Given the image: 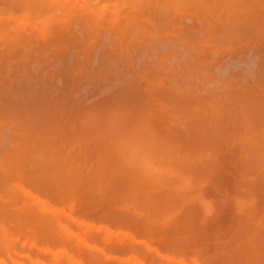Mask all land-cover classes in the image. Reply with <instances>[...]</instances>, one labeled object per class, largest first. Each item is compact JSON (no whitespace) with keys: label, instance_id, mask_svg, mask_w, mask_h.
Instances as JSON below:
<instances>
[{"label":"rangeland","instance_id":"1","mask_svg":"<svg viewBox=\"0 0 264 264\" xmlns=\"http://www.w3.org/2000/svg\"><path fill=\"white\" fill-rule=\"evenodd\" d=\"M10 1H13V0H0V91H1V93H0V112H1L0 118L3 116L6 117V118L0 119V165H2V166H0V175H1L0 178L1 179L4 178L3 181L0 179V200L3 203L4 202L7 203V201L11 202V200H13V202L15 200H18V201L14 202L13 204H6L5 205V203H4L3 205H0V207H2V206H3V208L8 207V209L10 207H13L14 209L16 208L17 210H20L19 211V213H20L21 211L27 210L26 208L29 207L30 204L34 203V204H36V205H34V207H32L33 208L32 209L33 214L36 210L34 217H36V213H40V216H41V215H44L46 213L45 211H48L51 214L50 217H49V214L45 215L46 217H49L48 219H50V220H51V218L55 219L54 217H56V218L60 217L61 218V216L63 218L65 217L64 220L67 218L66 219L67 222H70V223H67L66 220L65 221L62 220L61 222H65V224H67V226H68V224H71V223L76 224V221L74 220V216H76L75 218L77 220H79L80 222L75 227L77 228V226L81 225L82 230H84V231H86V229L88 228L90 236H89L88 231H86L87 232L86 233L87 238L85 239V241L83 239V242H86V243L88 241H89V243L92 242L90 244L87 243L91 246H89L87 244H82L83 243L82 239H81V242H79L80 238L79 237L76 238L75 233H71L72 231L70 229H72V228H70V229L67 228V229H69V230H67L66 228H64L65 225L63 226L64 223L58 222V227H60V228L63 227L65 230L63 232V233H65L63 235L64 237H62L63 233L62 234L60 233L61 234L60 236L63 239L66 238L65 239L66 241H67V239H72V241L69 240V242H72L73 244L75 242V244L77 243L79 246L81 245L79 249H78V247H79L78 245H77V248L74 246L75 244L73 246L76 249H78L77 251L80 250L79 253L82 257L85 255L83 257L84 259H85V257H87L86 254L88 253V257H91V258L87 257L88 260H92L93 257H96L98 255H100L101 257L102 256L104 257V255L107 254V255H110V257H111V258L109 257V263L108 264H111L110 261L112 262V260H113V262H112L113 264H126L122 260L123 257L125 256L124 253H125L126 248H127L126 251H129L130 249L131 250L133 249V247H134L133 245L139 244L138 246L136 245L137 247L136 246L134 247V249L136 248L138 250L139 249L141 250V251L137 250L138 252H146L147 251V254L150 253V255H151L152 252L155 253V250H156L160 253H163L166 255L168 254L170 256H172L174 254V256H172V257H175L176 255L180 254L179 256L183 255L184 260H187V258L189 259L188 256L191 257V255H192L195 257L196 261L199 258L198 262H200L201 264H204V263L205 264L206 263L207 264H209V263L210 264H222L223 259H225L227 262L231 261L234 264H243L242 261L245 263V261L247 262L248 258L249 259L251 258L250 260H252L250 262H247L248 264L260 263L258 260H257V262H255L256 259H254V257L256 258L258 255H260L259 252L260 253L262 252V251H259L262 248V247L259 248V244H262V242H264V240H262V241L258 240L261 243H258L256 241L251 242L252 238L254 237V236L251 237L252 236L251 234H253L254 231L252 229V232L249 234V232H245V230L249 231L251 226H252V228H254L253 225L257 229V227L259 226V225L257 226V221H258V219H260L262 217V215H264V211H263V209H264V199L263 198L264 197L262 198L260 196L264 193V186L263 187L261 186L262 184H264V182H263L264 180H262L263 183H261V179L256 177V175L254 173H256L258 175L257 171L253 172L254 175H252V173H251L252 170L249 168H247V170L244 169V171H243L242 168L245 167V165H243L245 163V160L243 158H242L243 160H241L240 158L242 157L241 154L245 155V153H243L242 151H239L238 152L239 154L237 155L236 151L239 147H240L239 148V150H240L241 145H243V143L246 144V142L248 140H250V143L248 141L247 145H250V144L254 145L253 142L255 143L257 140L259 141V139H261V141L264 142V139H263L264 138V133H263L264 132V123H263L264 117L262 119L263 121L260 120L261 117H258L264 111V108H262V106L259 105V104L264 105V103H262V102L259 103V101L264 100V79H263L264 76L261 75L259 77L258 75H256L254 73V72L258 71L257 69H259L260 63H258V62H260L261 60L264 59V57H263L264 56V0H257V1L252 0L251 2H248L249 0H243V1H247V2H243L241 0H239L240 2L238 0H224V1L221 0V2H219V1L214 0L215 4L217 2V4L215 6L212 3L213 0L212 1L211 0H205V1L199 0L200 2L201 1L205 2L206 5H207V3L208 4L210 3L211 5L213 4L212 8H214L215 10H213L211 8V5H209L207 9L205 8L207 6L202 7L204 5V3L202 6H199L201 4L200 3L198 4L197 0H190V2L193 1V3H192L193 5H190L191 3L189 4L186 2V0H183V3H185V2L187 3V4L186 3L183 4L184 7L182 6V4H179V3L178 4L182 7H180V6L175 7L177 5V1H176V5L174 4L175 0H172L174 3L171 0H169V1L164 0L166 2V4L163 0H101L102 2L100 1V3L96 0H94V1L93 0H83L84 3H86V6L82 0H74V1L73 0H70V1L69 0H65V1L63 0L64 3H62V0H56V1L51 0V2L54 1L53 5L51 4V2L49 3L50 0L46 1V2H48L47 4L44 2V0H42L43 2H41L39 5H30V7H29V5H27L29 9H31V6L34 7L33 11H32V9L31 10L26 9L25 7H23L25 10L24 9L22 10V5L26 6V4L25 5L20 4L21 2L19 3L18 0L17 1L14 0L13 1L14 4H13V2L11 3ZM87 1L91 2L92 6L94 5V7L96 5H99L102 3V5H99L101 7L100 8L101 10L97 6H96L97 10H95L94 7H92L89 3H87ZM103 1H105V2H103ZM158 1L160 2V4L158 3ZM233 1H234L235 5H237L236 6L237 9H236V7H233L234 5L232 6L233 8L231 7V3ZM92 2H95V3H92ZM168 2L169 3L171 2L173 5L167 4ZM178 2H182V0H178ZM222 2L223 3L229 2L228 6L226 5L224 7L225 3L223 4ZM241 2H243V3L240 4ZM55 3H56V7H60V9L55 7V5H54ZM194 3H195V5H194ZM245 3L247 6H245ZM8 4L9 5L13 4V5L9 6ZM18 4H20V5H18ZM60 4H62V5L60 6ZM196 4L200 8L197 7ZM221 4L223 7L220 6ZM161 5L164 6L163 7L164 11L162 10ZM41 6H43V7L41 8ZM62 6H64L63 9H62ZM218 6H220V7H218ZM230 7L232 8V10ZM253 7L255 8V10L257 9V12L254 11ZM165 8H168V10ZM240 8L241 9L244 8L243 11L238 10ZM258 8H260V9H258ZM26 10H28V12ZM55 10H57V11H55ZM252 10L254 13L251 12ZM261 11H262V13H261ZM26 12H27V14H26ZM236 12L238 15H236L235 19L236 20L240 19L239 17L241 16L240 22H243V21L245 22V20H247L245 22L246 25L244 24V22H243V24L240 23L239 20H237V24H233L234 23L233 22L234 16H235ZM241 12H242V14H241ZM258 12H260L261 14ZM223 13H226V14H223ZM251 13H252V15H250ZM257 13H258V15H257ZM66 14H68V16L72 15L69 18L67 17L69 20H67ZM165 14H166V16H165ZM230 14H232V15H230ZM225 15H228L229 17L225 16ZM243 15H244V17H243ZM249 15H250V17L254 16L253 20L255 17L258 18L257 19L258 21L257 20L253 21L249 17ZM7 16H8V18H6ZM225 17H226V19H225ZM227 17L231 18V20L228 19ZM248 17H249L250 21L253 23H251V24L247 23V22H250L248 20ZM20 18H21V21L19 20ZM71 18L73 20H71ZM245 18H247V19H245ZM64 19H66V20H64ZM165 19H166V21H165ZM84 20H86V21H84ZM6 21H7V23L9 22L10 24L9 23L7 24ZM16 21H18L17 24L14 23ZM64 21H67V22L64 23ZM230 22H232V23H230ZM36 23H37V27H36ZM4 24H7L8 26H5ZM33 24H34V26H33ZM232 24H233V26L230 27V25H232ZM247 24L248 25L250 24V25L248 26ZM256 24H257V26H256ZM238 25H240L241 27L239 26L237 28ZM251 25H253V26H251ZM224 26H228L230 29L228 27H224ZM86 27H88V28L86 29ZM71 28L73 30H71ZM248 28L249 29L252 28V29H250V32H247V31H249ZM255 28L257 30H255ZM58 29H60L59 32H58ZM83 29H84V31H83ZM236 29L237 30L239 29V31H241V32L236 31ZM63 30H65V31H63ZM242 30H245V31L242 32ZM39 31H43V33L46 35L43 34V36L40 37L42 35V33ZM189 31H191V32H189ZM14 32H15V34H18V35H15ZM24 32L26 34L23 35ZM82 32H84V33H82ZM97 32L99 33V35L98 34L96 35ZM31 34H32V36H31ZM39 34H40V36H39ZM190 35H191V37L192 36L194 37V40L190 37ZM24 36H25V38H24ZM38 36H39V38H38ZM95 36H97V38H95ZM89 37H91L92 39L94 37L93 40L95 42L92 41L91 38H89ZM21 39L23 41H21ZM85 39H86V41H85ZM165 41H167V42H165ZM91 43L93 44L92 46L90 45ZM109 50L111 51V53ZM23 51H25L27 53L26 54L24 52L25 55H27L26 57L24 55V57H25L24 60L22 58L23 57ZM18 54H19V56H18ZM20 55H22L21 58H20ZM105 57H106V59H105ZM69 61L72 63H69ZM66 62L69 65L68 66L66 64V66H68L69 68L66 67L65 65H63V63L65 64ZM102 62H105L107 64L104 65L105 63L102 64ZM108 65H110V66H108ZM103 66H106L107 70L105 69V67L103 68ZM28 67H29V70H28ZM65 67L68 68V71H66ZM75 67H77V69ZM18 68H20V69H18ZM30 69H31V71H30ZM63 69H65V70H63ZM65 72H68V74L67 73L66 74H67V76H70V78H71V79L69 78V80H68L69 83L67 81L68 77H66ZM258 72H256V73L260 74ZM25 73L27 75H29L27 80H25L27 78L26 77L27 75H25ZM22 75H23V77L25 76V79H23V77H21ZM30 75L31 76L34 75V76L31 77ZM38 75H40V76H38ZM62 75H64L65 77ZM16 76H18L19 79H17ZM42 76H43V78H42ZM16 80L23 82V83L17 82ZM24 80L27 82H25ZM48 80L50 81L49 84L47 83ZM254 80H256V81H254ZM29 81H31V82H29ZM133 81H134V83H133ZM257 81H259V82H257ZM65 82L68 83L69 85H67ZM127 83H129V85ZM66 85H67V88H69V89L65 88ZM130 85H132V86H130ZM133 85H135V86H133ZM54 86L56 88H54ZM28 87L31 88V89L29 88L31 91L28 89ZM234 87H235V89H233ZM10 88H12L14 90H12ZM51 88H53V89H51ZM53 90H54V92H52ZM67 90H69V91H67ZM232 90H235V91H233V93H235V94L230 92ZM243 90H244V92H243ZM2 91H3V93H2ZM10 91H11V93H15V91H16V93L18 92V95H21L19 93L20 91H22V92L24 91L23 95L25 97L20 96V99L24 100L22 102H25V106H24V103H22V102L20 103L17 100H14V101H17V102H14L13 98L16 97L15 99H17L18 95L15 96V94H16L15 93V94H12V96L14 95V97H12ZM27 91L31 92V94H29ZM239 91H240V93L242 92L241 94L246 93L245 91H247V93L245 95H247L248 92L250 91L249 92L250 94H248V95L254 96V98H252L253 96L251 97L255 101L254 106L255 107L257 106L256 108H254V109H256L254 112L256 113V111H257V113H259V115L252 116L254 121H256L255 123H253V125H250L249 120L247 119V117H244V114L241 115V113H243V111H242L243 107L240 104L241 102L239 101V99L234 98V100L233 99L229 100V99L233 98L236 94H238ZM25 92H27V94L30 95L31 99L33 98V97H31L32 94H33L32 96H34L36 94L35 96L38 99V101L40 98H42L40 101H42L44 99L43 102H45V103L42 102L41 103L42 105L39 103V105H41V106L40 107L38 106L39 108H42V109H39L37 107L38 102H37V99L36 100L34 99L35 97L33 98L32 103L34 104V102L36 101L37 103H35V104H37V105L35 106V104H34V107H33L31 102H29V103H31V104H29L28 99H30V98H28L29 96L27 97ZM43 93L46 95H44ZM48 93H49V95H47ZM210 93H211V95H210ZM226 93H228V95ZM240 93L236 96L241 97ZM6 94H7V96H6ZM53 94H54V97H52ZM207 94H209V95H207ZM230 94H232L234 96H232V95L229 96ZM120 95H121V97H120ZM123 95H124V97H123ZM179 95H180V97H179ZM59 96L61 98H58ZM164 96H165V98H164ZM169 96L174 97V98H172L173 101H172L171 97H169ZM250 96H248V97H250ZM63 97H65V99ZM210 97H211V99H210ZM213 97H214V100H215V98H219L218 100H220L221 102H219L217 100L216 103H214V101L212 99ZM243 97H244V95L242 96V98ZM25 98H26V100H25ZM48 98H49V100L51 99V101H49ZM31 99H30V101H31ZM45 99H46V101H45ZM60 99L62 100V102L64 100L65 103L62 105L60 103H58V101L60 102ZM149 99H151V100H149ZM9 100H11V102H8ZM55 100L57 101V103L55 105H53V102ZM211 100H212V103L210 104ZM228 100L231 101V103L234 101L236 103L237 107L234 105L235 104L234 102H233L234 104L233 103L231 104ZM256 100H257V104L259 103L258 105L255 104ZM237 101H238V103H237ZM12 102H14V103H12ZM46 102L47 103L50 102V104H49L50 106L47 105ZM180 102H181V104L185 103V105L182 104V106H186L187 105L186 103H188L187 106L189 108V111H188L187 106L184 107V109H187V110L184 111L183 109H181L183 107L182 106L179 107ZM202 102H203V104H202ZM217 102L219 105L217 104ZM7 103H9V104H7ZM205 103H206V105H205ZM189 104H190V106H189ZM237 104L240 105V108L242 107V110L240 108L238 109L239 105H237ZM11 105H13V106H11ZM29 105H31V107H29L30 109L34 108V111L39 110L37 112L39 114H37L35 112L36 117L34 116V114H32V113H34L33 109H31L33 112H31L30 109H27V107ZM43 105H45V106H43ZM14 106H15V108H14ZM18 106H19V109L21 112L19 111V109H17ZM22 106H24V109L21 108ZM62 106H64V107H62ZM215 106H217V108H215V110H214ZM8 107H10V108H8ZM53 107L55 109H53ZM148 107H150V108H148ZM191 107H193V108H191ZM44 108H46V109H44ZM65 108H67V109L65 110ZM7 109H9V110H7ZM10 109L12 112L10 111ZM49 109L52 111H50ZM190 109H194V110L191 112ZM16 110H18V111L15 112ZM202 110L205 112H203ZM259 110H261V113ZM24 111L26 113H27V111H29L28 112L29 114L27 113L25 115ZM57 111L58 112L61 111V112L58 113ZM214 111L216 114L214 113ZM46 112H48L50 114L47 115L48 113L46 114ZM186 112H188V113H186ZM190 112H191V114L194 112L193 115H190ZM238 112H240V113H238ZM254 112L251 111V113H254ZM152 113H153V115H152ZM12 114L15 115V117H13ZM199 114H200V116H199ZM237 114L239 115V117ZM8 115H10V116H8ZM23 115H25L26 117ZM37 115H39L40 117H38ZM202 115L204 117H202ZM215 115L217 116L218 119L216 118ZM20 116H22L23 117L22 119H25V120L28 119L29 116L31 118H29V120H26V122H25V120H23V121L21 120V122L23 124L20 122V124L18 125V122H19L18 120L21 119ZM150 116H152V118ZM252 117H251V119H252ZM15 118H16V120H15ZM32 118H33V120H31V122H30V119H32ZM44 118H46V119H44ZM181 118H183V119H181ZM204 118H205L206 122H204L205 121ZM226 118H227V120H226ZM34 119H35V122H34ZM41 119L43 121H40ZM165 119H166V121H164ZM184 119H186V120H184ZM52 120H53V122H52ZM202 120H204V121H202ZM254 121H252V122H254ZM27 122L29 125H27ZM29 122L32 123V126L34 128H32V126ZM186 122H187V124H186ZM227 122L228 123L230 122V123L228 124ZM57 123H59V124H57ZM25 124H26V126H25ZM240 124H241V126H239ZM254 124L256 125V127ZM46 125H48V126H46ZM199 125H200V127H199ZM204 125H205V127H204ZM247 125L249 126V128H247ZM17 126H19V127H17ZM232 126H234V127H232ZM243 126H245L247 130H243ZM38 127H39V129H38ZM224 127H226V128H224ZM47 128H49V129H47ZM193 128H194V130H193ZM212 128H213V130H212ZM253 128H255V129L257 128L259 130V132H261V133H258L261 135L257 134L259 139L256 136V134H255L256 137L254 136V132L256 133V131ZM37 129H38V131H37ZM249 129L253 130L254 132H250ZM48 130H50V131H48ZM225 130H226V132H225ZM227 130H228V132H227ZM232 130H234V131H232ZM242 130H243V132H242ZM53 131H55V132H53ZM246 131L249 132V135H248V132H246ZM180 132H181V134H180ZM223 132H225V133H223ZM231 133H233V134H231ZM251 133H253V134H251ZM183 135H184V139L182 137ZM197 135H199V136H197ZM251 135H253L254 137ZM56 136H58V137H56ZM192 136H194V137H192ZM216 137L218 140L216 139ZM188 138H190L191 139L190 141H192V142H190ZM59 139H60V141H59ZM209 140H211L212 142L210 141V143H209ZM204 141H206V143H204ZM258 141H257V143L259 144L260 141L259 142ZM64 142H67V143H65L66 146L64 145ZM89 143H90V145H89ZM257 143L255 144V146L257 145ZM210 145H211V147H210ZM247 145H244V146L247 147ZM67 146H68V148H67ZM204 146H205V148H204ZM206 146H207V148H206ZM244 146H242V147L245 148ZM43 149H44L46 154L44 153ZM62 149H64V150H62ZM197 149L198 150L200 149V151H198ZM234 150H236V151H234ZM243 151H244V149H243ZM26 153H29V154H26ZM224 153H225V155H224ZM226 153H228V154L230 153V154L227 155ZM88 154H89V157H91V159L88 158ZM218 157H220V159L217 160ZM230 157H233V158L230 159V162H229L227 160H229ZM236 157L240 160H235ZM243 157L245 158V156H243ZM204 158H207L208 160L207 159L204 160ZM43 159H45V160H43ZM57 159L59 160V162H57ZM220 160H221V163H220ZM42 161H44V163ZM86 161H87V163H86ZM201 161H203V162H201ZM207 161L209 163H212V164L209 165V163ZM240 161L244 162V163H242V165L244 167H242ZM36 162H38V163H36ZM188 164H190V165H188ZM197 164H198V167L200 165L199 168L196 167ZM202 164H203V166H205V168L202 166ZM217 164H219V166H221L222 168L219 166L216 167ZM29 165H30V167H29ZM32 165L33 166L35 165L34 168ZM52 165H54V166H52ZM240 165H241V167H240ZM51 166H52V168H51ZM206 166H207V168H206ZM227 166L228 167L231 166V167L227 168ZM28 167H29V169H28ZM212 167H214V168H212ZM215 167L218 169L221 168V170H223L224 172L223 171L220 172V170L218 171V169H216ZM195 168L196 169L198 168L197 170H199V169H202V170L197 171V170H194ZM232 168L234 169V172L231 173V171H233ZM6 169H7V171H6ZM84 169H86V170H84ZM213 169H216V171ZM212 170L214 171L213 172L214 175L211 172ZM96 171H97V173H96ZM187 171H188V173H187ZM245 171H248V172L250 171L249 172L250 174L245 173ZM205 172H206V174H205ZM216 172H218V173L216 174ZM225 172L230 173L229 177H228V173H225ZM243 172H244V174H243ZM12 173H13V175H12ZM194 174H196V175H194ZM209 174H210V176L211 175L212 176L210 177ZM198 175L201 176L202 178L197 177ZM218 175H222V176L220 177ZM231 175L233 178L231 177ZM68 176H70V179ZM71 176H73V177H71ZM81 176H82V178H81ZM223 176L225 177L224 179H223ZM258 176H260V175H258ZM74 177H76V178L74 179ZM79 177H80V179H79ZM191 177H194V179L196 177V179L194 180ZM217 178L219 180L221 178L220 183H222L223 185L220 183L219 184L217 183L219 181ZM34 179H37L38 181L34 180ZM197 179L199 181H196ZM215 179L218 181H216ZM39 180H41V181L39 182ZM42 180H43V182H42ZM64 180H65V182H64ZM82 180L85 182H83ZM209 180L210 181L212 180V182H214V183H212V182L211 183L214 184L215 187H217V189H215V191H214V186L212 184H209V185H207V183L204 184L205 182H209ZM227 180L231 181V182H227ZM56 181L58 183H56ZM25 182H27V184ZM34 182H37V183L33 184ZM223 182H225V184H227V185L229 183L230 185H228V186L224 185ZM236 182H237V185L239 186V188L233 187V189H232L231 188L233 186L232 184L234 183V185H236ZM256 182H257V184H256ZM258 182H260L261 185ZM43 183L45 185H43ZM216 183L218 184L217 186H216ZM38 184L40 186L42 185V187H40ZM64 184L66 186H64ZM94 184H95V186H94ZM36 185H38L40 189L37 188L38 186H36ZM46 185L47 186L49 185V188ZM60 185H63V186H60ZM83 185L86 187V189H85V187L83 188ZM200 185L202 187H203V185H205V186L207 185V186H209V188L207 186H206L207 188H205V186H204V188H202V187H200ZM219 185H221V186L219 187ZM254 185H256V186H254ZM22 186L24 189L22 188ZM225 186H227V187H225ZM62 187H64V189ZM248 187L250 189H248ZM25 188L29 191L27 192V190H25ZM89 188H91V189H89ZM201 188L203 189V191H201ZM222 188L224 189L223 193L221 191ZM256 188L258 191L255 190ZM61 189H63V190H61ZM45 190H46V192H45ZM83 190H86V191H83ZM253 190H255V191H253ZM259 190H261V191H259ZM42 191L47 193V195H50L51 197H53V194H54L55 200H54V197L50 198V196L48 197L46 194H43ZM92 191H94V192H92ZM62 192H64V193H62ZM84 192H86V193H84ZM91 192H92V195H91ZM203 192H205V193H203ZM254 192L256 193V195ZM257 192H259V193L257 194ZM30 193H32L34 195H32ZM48 193H50V194H48ZM51 193H53V194H51ZM83 193L85 196H83ZM208 193H212V194L207 195ZM86 194L88 196H86ZM217 194H218V196H219L218 198L220 200L217 198ZM219 194H221V195H219ZM251 194H254V195L252 196ZM35 195L38 196L39 199H38V197L36 198ZM203 195L205 196V198ZM196 196L199 198H197ZM222 196H223V198H222ZM225 196H227L228 198ZM209 197H210V200H207V199H209ZM211 197H212V200H211ZM234 197H237V199ZM255 197H257V198H255ZM19 198H20V200H19ZM41 198H43V199L40 200ZM44 198H45V200H47V202H49L50 208L45 204L46 201L44 200ZM83 199L85 200L86 203L82 202ZM215 199H217V200H215ZM222 199H224L225 201ZM255 199L256 200H263V203L260 204L261 203L260 201H259L260 203L255 201L256 202V205H255V203L253 202ZM53 200L57 202L58 206L56 205V202H54ZM191 200H192V202H191ZM234 201H235V204H234ZM105 202H106V204L108 203V206L105 204ZM237 203H238V205H237ZM53 204L55 207L53 206ZM176 204H178L179 206ZM174 205H175V207L176 206L177 207L175 208ZM196 205H197V207H196ZM228 205L230 206V208ZM77 206H78V209H77ZM191 206H192V208H191ZM237 206L240 209L239 208L237 209ZM35 207H36V209L34 210ZM52 207H54V208H52ZM71 207H72L73 213H71L70 210H68L69 212L67 211V209L71 208ZM169 207H171V208H169ZM195 207H196V209H195ZM182 208L186 209V210H182ZM61 209L63 210V212ZM76 209L78 210V212L75 211ZM194 209H195V211H193ZM3 210L4 209H1L0 211L3 212ZM42 210H44V211H42ZM177 210H179V211H177ZM9 211H11V210H9ZM9 211L7 210V212H9ZM110 211H111V213H110ZM118 211H120L121 214H118L119 213ZM182 211H183L184 216H185V218L183 217V220H186V219L187 220L190 219V220H188V221L186 220V222L182 220V218H181L182 217L181 214L183 215ZM187 211L190 212L191 214L187 213ZM107 212L109 215L107 214ZM195 212L198 214H196ZM235 212H236V214H235ZM243 212H244V214H241ZM9 213H11V212H9ZM14 213H16V212H14ZM17 213H18V211H17ZM21 213L23 215L22 218H24L26 216V214L24 215L23 212H21ZM21 213L19 215H21ZM68 213H70L71 216L73 215L72 216L73 218L72 217L70 218ZM76 213H77V215H75ZM113 213H114V215H113ZM122 213H123V215H122ZM177 213H178V215H177ZM239 213L243 217L241 215L238 216ZM2 214H0V216H2ZM29 214L32 215L31 212ZM186 214H188V216H187L188 218L186 217ZM192 214H194V216H195V214L198 215V218L197 217L194 218L195 220H197L196 222L194 221V219L193 220L191 219L194 217ZM231 214H235L233 216L237 215L236 217H234L237 219L230 218V216H228V215H231ZM103 215L105 217H103ZM189 215H192L193 217L192 216L190 217ZM199 215H200V217H199ZM5 216H6V214L4 213L2 218H0V222H3L2 225L4 224L3 226L0 227V233L2 234L3 231L7 228L12 230V232L14 233L13 236L15 238L13 236H12L13 239L10 238L12 233L9 235L6 233L7 237H9L12 240V242L16 241V240L18 241V239L20 240L21 237L22 238L24 237L23 239L21 238V240L23 242L25 241L24 239H26V240L29 239L27 242H30V240H31L30 238H32V237L29 236V232L32 233V231H33V239H34L35 238L34 234L36 235V233H37V231L35 233L34 230H38V234L44 235V233H46L48 231V229L51 231V229L49 228L50 224L51 225L53 223L55 224V222L58 221V219L57 220L55 219L56 221L54 220L51 222H49L50 220H48V222L50 224L47 222L49 224V226L46 229V232H43V231H39V230L44 229L41 227L39 228V226H41L40 224H43V223H41L40 221H37L36 218L34 219L35 220L34 221L30 217V219H32L31 223L34 222L35 224L37 223L39 225L36 224L37 226L34 225V227H30L29 225L23 226V230L25 229L26 231H27V229L30 228L28 230L29 232L27 231L28 233H25V230L23 232V231H21V229L18 231H15V229L17 227L20 228V226L25 225V223L29 224L30 223L28 221L29 218L28 219L26 218L25 220L23 219L25 223H23V221H21L20 222L21 224L18 221H16V223L18 222V224H19L18 225V224L14 223L15 220L13 221L14 217L13 218L11 217L12 219H7L8 217H10V214L7 215L8 217H5ZM101 216H102L103 220L101 219ZM111 216L113 219L112 221L110 220ZM233 216L231 215V217H233ZM96 217H97V219H98V217H100L99 218L100 220L98 219V222H97ZM106 217L109 220L106 219ZM122 217H123V219H122ZM176 217L178 219H176ZM245 217H250V218L245 219ZM60 218H59V220H61ZM92 218H95V219H92ZM116 218L117 219L121 218V219L119 221H115L114 223L116 224V226H114L113 221ZM224 218L228 219V220H225ZM238 218H241V219H239V221H238ZM263 218H264V216H263ZM128 219H130V220H128ZM216 219H218V221ZM222 219H224L225 221H222ZM242 219H244V220H242ZM2 220H5V221H2ZM16 220H18V217ZM39 220H41V219H39ZM94 220H95V222H94ZM181 220H182V222H181ZM229 220H231L232 222H236V221H238V222H236L237 223L236 224V223L230 222ZM233 220H236V221H233ZM241 220H242V222H241ZM90 221H91V223L93 221L94 224H91ZM179 221H180V223H179ZM216 221L219 222V225H216V224H218ZM221 221L224 223H222ZM247 221H249L250 223L253 222V224H250V228H248L249 226H244V225L249 224ZM88 222H89V225L87 224ZM96 222L99 225H105L106 224V226L113 228V229L110 231L105 226L104 229L102 227V231H101V227L98 226V228H100V229H98V231H96V228L98 225ZM100 222H102V223H100ZM190 222H192L191 224L196 223V224H193V226H197L199 224L200 227L193 228V226L190 224ZM214 222H215V224H214L215 226L213 227ZM243 222H245L246 224L245 223H244V225L242 224L243 225L242 227L236 226V225H238V223L241 225V223H243ZM261 222L262 223H258V224H262V226L260 225L261 227L259 229H261V228L263 229V227H264V222L263 221H261ZM117 223H120V224L118 225ZM185 223H187V225H190L189 227L193 228V230L190 228H188V230H187L188 226L185 225ZM201 223H202V225H201ZM205 223H207V224H205ZM5 224H8V225L13 224L12 226H14V227H12V226L10 227L8 225L5 226ZM125 224H127V225H125ZM180 224H182L181 227L179 226ZM203 224H205V225H203ZM0 225H1V223H0ZM30 225H32V224H30ZM47 225L45 227H47ZM93 225H95L96 228ZM112 225H113V227H112ZM183 225H185V228ZM70 226L71 225H69L68 227H70ZM72 226H73V228H75L74 225H72ZM171 226H173L174 231L172 230ZM226 226L227 227L229 226V230H228V228L226 230L227 232H225ZM230 226H232V227H230ZM85 227H86V229H84ZM176 227H177V229H176ZM204 227H206V228H204ZM207 227H208V229H207ZM212 227H213V230H212ZM244 227H245V229H244ZM133 228L134 229L137 228V230L136 229L134 230ZM151 228H155V229H151ZM238 228H243V233H247L246 234L247 237L251 238L249 240V242H247V240H246L247 237H245L246 239L244 238L245 234H243L241 232L242 230L241 229L239 230ZM118 229H119V231H118ZM125 229H127V231ZM56 230H59V229L57 228ZM90 230H92V232L94 231V233L96 235L94 233H91ZM114 230H116L118 232L116 233V231H114ZM121 230L124 232H122ZM140 230H142L143 233L139 232ZM144 230H145V232H144ZM146 230L152 234L150 235ZM162 230H164V231H162ZM223 230H224V232H222ZM232 230H235V232L238 234H235V232ZM19 231H21V233L22 234L24 233L25 235L20 236ZM60 231L62 232L61 229H60ZM60 231H54V232H56L55 234L57 235V237L53 236V238L56 240L51 238V240L52 241L54 240L55 243L56 242L58 243V241L60 242L63 240L62 239V240L57 241L58 237H59V239H61L60 236H58V234H59L58 232H60ZM99 231H101V232H99ZM112 231H114V232H112ZM125 231L130 232V233H126L127 234L126 235ZM259 231L257 230V233ZM191 232L192 233L194 232V233L192 234ZM239 232H241V234H243L242 235L243 237L240 235V237H242L241 239L246 240V241H243V243H246V242L249 243V245L246 243L248 245L247 251L242 252L244 256H241L242 258L241 257L235 258L236 254L233 253L234 256H231V257L232 258L234 257L235 260H232L230 257H227L228 259L223 258V256H221V255L224 254L223 253L224 251H222L224 249V247L221 246L220 243H222V242H220L219 240L222 241V240L226 239L227 242L226 241L225 242L228 243V245L231 243L232 246L231 245H229V246L232 247V249H234L236 247L234 245H236V242H238L239 245H237L236 249L239 246V248L237 250H239L241 252V251H243L242 250V248H243L245 251V247L243 246L244 244H242V246H240L241 242L239 240H241V239L239 237V234H240ZM147 233H148V236L145 237V235H147ZM153 233H155L154 236H153ZM158 233H161V234L158 235ZM165 233H167V234H165ZM233 233L236 235L235 236L236 239H237V237H239L237 240L234 238ZM162 234H163V236H161ZM258 234L260 236L261 235L264 236L263 235L264 231L261 233H258ZM6 235H5V237H6ZM52 235H53V233H52ZM91 235H93L94 237L96 236V237L94 238ZM107 235H110L109 238L107 237ZM133 235H134L135 239L132 238ZM186 235L188 237H191V235H195V236L194 237L192 236L190 238L191 240L190 239L188 240V237ZM197 235H198V237H197ZM202 235L203 236L205 235V237H203ZM206 235L210 236V238ZM217 235H219V237H217ZM259 235H258V237H259ZM0 236H3V235H0ZM16 236H17V239H16ZM36 236H37L36 238L41 237V236L38 237V235H36ZM46 236H47V234H46ZM46 236H44V237H46ZM98 236H99V239L101 236V240H97ZM117 236L119 238L115 239V237H117ZM180 236H181V238H180ZM211 236H214V237L211 238ZM141 237H142V239H141ZM159 237H161V238L159 239ZM195 237L197 238V240L195 239ZM202 237L205 239H202ZM9 238H7V242L5 241L6 243H8ZM184 238H185V240H184ZM261 238L263 239L264 237H261ZM45 239H47V238H45ZM109 239H110V241H109ZM136 239H137V241H136ZM138 239H139V241H138ZM11 240H10V242H11ZM65 240H63V241L65 242ZM103 240H104V242H103ZM215 240H217L218 243L220 242L219 244L221 246V248L219 247L215 251H221V253H223L219 256V258L222 257L223 259L221 258L219 261L218 260L216 261L217 258H215L213 256L214 254H212L213 252L215 253V255L220 254L219 252H215L213 250V249H215V247L213 248V246H212V248H210L211 246L206 244V247H207V249H206L205 246H203V245H205V243H208L209 241H210V244L212 241H214V242H212L214 244ZM234 240H236V242ZM256 240H257V238H256ZM33 241H32V243H33ZM40 241H42V240H40ZM44 241L46 242V240H44ZM108 241L110 242V244L108 243ZM111 241H113V242H111ZM144 241L148 242V246L152 242L150 247L154 246L156 248L155 249H153V248L147 249L149 247H147V243ZM233 241L235 242V244L233 243ZM1 242L2 241L0 238V244L2 245L4 243V241L2 243ZM34 242H36V241H34ZM38 242H36V243L39 244ZM105 242L108 244H106ZM14 243L16 244L15 246H17V247L19 245L21 247H23L24 244H26V243H24L22 245V243L20 244V241L14 242ZM111 243H114V244L111 245ZM117 243H118V245H117ZM183 244H185V245H183ZM194 244H196L197 246ZM12 245H13V243H12ZM103 245L105 247H107L110 251L109 250L107 251L106 250L107 248L105 249V247ZM125 245H127V247ZM181 245H183V246H181ZM198 245H199V247L200 246L201 247L196 248V247H198ZM223 245H224V242H223ZM247 245H245V246H247ZM250 245H252V247L254 248V250L256 252L259 251L258 255H257V253H256V255H253L254 253L253 254L251 253L252 248L249 249ZM30 246L35 247L34 244L30 245ZM82 246H83V248H82ZM110 246H112V248ZM139 246L140 247L142 246V249H144V251ZM187 246L188 247L190 246V247L188 248ZM218 246H216V247H218ZM102 247L104 248L103 250H101ZM203 247L206 249V251H205V249H202ZM225 247H226V244H225ZM113 248L115 251L113 250ZM117 248H119V249L122 248L125 250L121 251ZM160 248L162 250H160ZM257 248L259 249L258 251H257ZM32 249H34V248H32ZM111 249H112V251H111ZM134 249L132 251L136 252V250L134 251ZM191 249H194V250H191ZM196 249H199V250L201 249V251L196 250ZM105 250L107 253L104 252ZM177 250H178V252L181 251L184 254L183 253L177 254ZM189 250L192 251V253L190 255H189V253H190ZM161 251H163V252H161ZM202 251H203V253H202ZM226 251L227 250H225V252ZM255 251H253V252H255ZM81 252H83L84 254L83 253L81 254ZM121 252H124V253H121ZM186 252H188V254ZM197 252H201V255L198 254ZM229 253H231V252H228V254ZM237 253H239V252H237ZM242 253H240V254L242 255ZM95 254H97V255L95 256ZM204 254H205V256H204ZM207 254H209V256ZM92 255H93V257H92ZM155 255L157 256V253H155ZM224 255L226 256V254H224ZM231 255H232V253H231ZM152 256H154V254H152L151 257ZM179 256H176V257H179ZM210 256H212L213 259ZM216 256H218V255H216ZM204 257H205V259H204ZM206 257L210 258V260H208ZM244 257H245V259H244ZM260 257L261 256H258V258H260ZM161 258L163 259L162 256L159 257V259H161ZM179 258H182V257H179ZM159 259L157 258L156 261L157 262L159 261V263H160ZM162 259H161V262L164 261ZM262 259H263V256H262ZM153 260H154V258H153ZM153 260H152V264H153ZM199 260H201V261H199ZM212 260H213V262H211ZM214 260L216 261L215 263H214ZM156 261L154 263H156ZM206 261H209V263ZM189 262L191 263V260H189ZM252 262H254V263H252ZM159 263H156V264H159ZM229 263H226V264H229Z\"/></svg>","mask_w":264,"mask_h":264},{"label":"bare ground","instance_id":"2","mask_svg":"<svg viewBox=\"0 0 264 264\" xmlns=\"http://www.w3.org/2000/svg\"><path fill=\"white\" fill-rule=\"evenodd\" d=\"M13 1H14V0H13ZM13 1H10V2L12 3ZM16 1H17V0H16ZM46 1H47V0H44V2L47 4L48 2H46ZM48 1H49V0H48ZM55 1H56V0H55ZM64 1H65V0H64ZM69 1H70V0H69ZM73 1H74V0H73ZM82 1H83V0H82ZM93 1H94V0H93ZM96 1H98V2L100 3L101 0H96ZM163 1H164V0H163ZM166 1H167V0H166ZM168 1H169V0H168ZM171 1H172V0H171ZM176 1H177V5H176ZM197 1H198V4H199V3L201 4V5H199V6H202L203 3H204V5H203L202 7L207 6V7H205L206 9L208 8L209 5H211L210 3H209V4L207 3V5H206L205 2H202V1H201V2H202V3H201L199 0H197ZM197 1H196V2H197ZM204 1H205V0H204ZM211 1H212V0H211ZM216 1L221 2V0H216ZM222 1H224V0H222ZM238 1H239V0H238ZM241 1H243V0H241ZM251 1H252V0H249L248 2H251ZM256 1H257V0H256ZM18 2H19V3L21 2L20 4H24V5L26 4V6H23V5H22V10L24 9L23 7H25L26 9H28V10H31V9H32V11H33V8H34V7L31 6V9H29L27 5H29V7H30V5H39V4H40L41 2H43V1H42V0H18ZM50 2H51V0L49 1V3H50ZM53 2H54V1H53ZM53 2H51L52 5H53ZM58 2H59V1H58ZM101 2H102V1H101ZM103 2H105V1H103ZM164 2H165V1H164ZM164 2H163V3H164ZM172 2H173V1H172ZM186 2L189 3V4L191 3L190 5H193V4H192L193 1L190 2V0H189V1L186 0ZM186 2H185V3H186ZM209 2H210V1H209ZM239 2H240V1H239ZM243 2H247V1H243ZM243 2H241L240 4H242ZM254 2H255V1H254ZM16 3H17V2H16ZM60 3H61V2H60ZM62 3H64L63 0H62ZM83 3H84V1H83ZM87 3H89V4L92 6L91 2L87 1ZM92 3H95V2H92ZM158 3L160 4L159 1H158ZM161 3H162V2H161ZM173 3H174V2H173ZM178 3H179V4H182V6L184 7L183 4H185V3H183V0H182V2H178V0H175V3H174V4L176 5L175 7L180 6ZM187 3H186V4H187ZM212 3L214 4V6L217 4V2H216V4H215L214 0L212 1ZM222 3H223V2H222ZM224 3H225V5H224V7H225L226 5L228 6V3H229V2H228V3H227V2H224ZM224 3H223V4H224ZM13 4H14V2H13ZM13 4H10V5H13ZM20 4H18V5H20ZM84 4H85V6H86V3H84ZM96 4H97V3H96ZM165 4H166V2H165ZM167 4L170 5V4H172V3H171V2H170V3L168 2ZM213 4H212V5H213ZM219 4H220V3H219ZM251 4H252V3H251ZM8 5H9V4H8ZM10 5H9V6H10ZM41 5H42V4H41ZM43 5H44V4H43ZM54 5H55V7H56V3H55ZM58 5H59V4H58ZM61 5H62V4H60V6H61ZM99 5H102V3L99 4ZM99 5H96V6L100 9L101 7H100ZM172 5H173V4H172ZM194 5H195V3H194ZM196 5H197V4H196ZM212 5H211V8H212ZM233 5H234V6H233ZM257 5H258V4H257ZM45 6H46V5H45ZM45 6H44V7H45ZM96 6L94 7V5H93L92 7H94V9L97 10V9H96V8H97ZM103 6H104V5H103ZM105 6H106V5H105ZM166 6H167V5H166ZM166 6H165V7H166ZM182 6H180V7H182ZM199 6L197 5V7H199ZM214 6H213V7H214ZM220 6L223 7L222 4H221ZM220 6H218V7H220ZM232 6H233V7H236V6H237V5H235L234 1L231 3V7H232ZM240 6H241V5H240ZM245 6H247L246 3H245ZM248 6H249V5H248ZM254 6H255V5H254ZM18 7H19V6H18ZM42 7H43V6H41V8H42ZM55 7H54V8H55ZM63 7H64V6H62V9H63ZM65 7H66V6H65ZM161 7H162V10H163V7H164V6L161 5ZM218 7H217V8H218ZM231 7H230V8H231ZM233 7H232V8H233ZM251 7H252V6H251ZM259 7H260V6H259ZM20 8H21V7H20ZM56 8L60 9V7H56ZM56 8H55V9H56ZM66 8H67V7H66ZM90 8H91V7H90ZM102 8H103V7H102ZM199 8H200V7H199ZM232 8H231V10H232ZM256 8H257V7H256ZM18 9H19V8H18ZM165 9L168 10V8H165ZM212 9L215 10L214 8H212ZM221 9H222V8H221ZM228 9H229V8H228ZM236 9H237V7H236ZM243 9H244V8H243ZM243 9L240 8V9H238V10H242V11H243ZM253 9H254V11L257 12V9L255 10L254 7H253ZM258 9H260V8H258ZM20 10H21V9H20ZM20 10H19V11H20ZM24 10H25V9H24ZM28 10H26V11L28 12ZM100 10H101V9H100ZM103 10H104V9H103ZM209 10H210V9H209ZM246 10H247V9H246ZM55 11H57V10H55ZM58 11H59V10H58ZM62 11H63V10H62ZM163 11H164V10H163ZM259 11H260V10H259ZM24 12H25V11H24ZM27 12H26V14H27ZM161 12H162V11H161ZM213 12H214V11H213ZM251 12H253V10H252ZM63 13H64V12H63ZM159 13H160V12H159ZM215 13H216V12H215ZM253 13H254V12H253ZM258 13H260V12H258ZM258 13H257V15H258ZM261 13H262V11H261ZM261 13H260V14H261ZM95 14H96V13H95ZM156 14H157V13H156ZM163 14H164V13H163ZM217 14H218V13H217ZM223 14H226V13H223ZM239 14H240V13H239ZM241 14H242V12H241ZM64 15H65V14H64ZM74 15H75V14H74ZM76 15H77V14H76ZM157 15H158V14H157ZM221 15H222V14H221ZM230 15H232V14H230ZM236 15H238L237 12H236V14H235V16H234V21H233L234 23H233V24H237V20H239V22L241 21V20H240V19H241V16L239 17L240 19H237V20L235 19V18H236ZM250 15H252V13H251ZM250 15H249V17H250ZM254 15H255V14H254ZM257 15H256V16H257ZM71 16H72V15H71ZM71 16H70V15L68 16V14H66V18H67V17L69 18V17H71ZM165 16H166V14H165ZM165 16H164V17H165ZM225 16H228V15H225ZM9 17H10V16H9ZM12 17H13V16H12ZM76 17H77V16H76ZM87 17H88V16H87ZM228 17H229V16H228ZM228 17H227V18H228ZM243 17H244V15H243ZM249 17H248V20L250 21ZM253 17H254V16H253ZM253 17H250V18L253 20ZM260 17H261V16H260ZM6 18H8V16H7ZM48 18H49V17H48ZM68 18H67V20H69ZM72 18H73V17H72ZM72 18H71V20H73ZM90 18H91V17H90ZM221 18H222V17H221ZM237 18H238V17H237ZM12 19H13V18H12ZM76 19H77V18H76ZM76 19H75V20H76ZM82 19H83V18H82ZM225 19H226V17H225ZM228 19L231 20V18H228ZM228 19H227V20H228ZM245 19H247V18H245ZM245 19H244V20H245ZM257 19H258V18H256V17L254 18V20H257ZM13 20H14V19H13ZM17 20H18V19H17ZM19 20L21 21V18H20ZM64 20H66V19H64ZM71 20H70V21H71ZM162 20H163V19H162ZM235 20H236V21H235ZM254 20H253V21H254ZM70 21H69V22H70ZM84 21H86V20H84ZM165 21H166V19H165ZM242 21H243V20H242ZM246 21H247V20H245V22H246ZM257 21H258V20H257ZM17 22H18V21L14 22V23L17 24ZM66 22H67V21H64V23H66ZM235 22H236V23H235ZM243 22H244V21H243ZM243 22H240V23L243 24ZM245 22H244V24H245ZM6 23H7V21H6ZM8 23H9V22H8ZM8 23H7V24H8ZM87 23H88V22H87ZM230 23H232V22H230ZM240 23H239V24H240ZM247 23H250V24H251V23H253V22L250 21V22H247ZM254 23H255V22H254ZM7 24H4V25H5V26H8ZM9 24H10V23H9ZM233 24L230 25V27H232ZM250 24H249V25H250ZM38 25H39V24H38ZM227 25H228V24H227ZM245 25H246V24H245ZM247 25H248V24H247ZM249 25H248V26H249ZM254 25H255V24H254ZM33 26H34V24H33ZM234 26H235V25H234ZM239 26H240V25H238L237 28H238ZM251 26H253V25H251ZM256 26H257V24H256ZM259 26H260V25H259ZM36 27H37V23H36ZM38 27H39V26H38ZM224 27H228V26H224ZM240 27H241V26H240ZM242 27H243V26H242ZM245 27H246V26H245ZM254 27H255V26H254ZM87 28H88V27H86V29H87ZM219 28H220V27H219ZM228 28H229V27H228ZM234 28H235V27H234ZM39 29H40V28H39ZM62 29H63V28H62ZM84 29H85V28H84ZM84 29H83V31H84ZM224 29H225V28H224ZM229 29H230V28H229ZM248 29H249V28H248ZM248 29H247V30H248ZM250 29H252V28H250ZM250 29H249V31H247V30H246V31H247V32H250ZM35 30H36V29H35ZM40 30H41V29H40ZM59 30H60V29H58V32H59ZM65 30H66V29H65ZM65 30H63V31H65ZM71 30H73V29L71 28ZM188 30H189V29H188ZM188 30H187V31H188ZM190 30H191V29H190ZM231 30H232V29H231ZM240 30H241V29H240ZM255 30H257V29L255 28ZM21 31H22V30H21ZM63 31H62V32H63ZM87 31H88V30H87ZM236 31L241 32V31H239V29H238V30L236 29ZM243 31H245V30H242V32H243ZM39 32L42 33L41 36H40V34H39V36L42 37L43 34H44L43 31H39ZM72 32H73V31H72ZM189 32H191V31H189ZM194 32H195V31H194ZM6 33H7V32H6ZM37 33H38V32H37ZM60 33H61V32H60ZM74 33H75V32H74ZM82 33H84V32H82ZM192 33H193V32H192ZM192 33H191V34H192ZM14 34H15V32H14ZM24 34H26V33L24 32L23 35H24ZM62 34H63V33H62ZM65 34H66V33H65ZM94 34H95V33H94ZM97 34L99 35L98 32L96 33V35H97ZM15 35H18V34H15ZM19 35H20V34H19ZM44 35H46V34H44ZM71 35H72V34H71ZM84 35H85V34H84ZM25 36H26V35H25ZM25 36H24V38H25ZM31 36H32V34H31ZM39 36H38V38H39ZM92 36H93V35H92ZM14 37H15V36H14ZM19 37H20V36H19ZM190 37H191V35H190ZM20 38H21V37H20ZM36 38H37V37H36ZM89 38H91V37H89ZM95 38H97V36H95ZM191 38L194 40V37H193V36H192ZM195 38H196V37H195ZM93 39H94V37H93ZM93 39L91 38L92 41H94ZM162 39H163V38H162ZM88 40H89V39H88ZM21 41H23V40L21 39ZM85 41H86V39H85ZM92 41H91V42H92ZM94 42H95V41H94ZM163 42H164V41H163ZM165 42H167V41H165ZM168 43H169V42H168ZM21 44H22V43H21ZM166 44H167V43H166ZM23 45H24V44H23ZM88 45H89V44H88ZM90 45L92 46L93 44L91 43ZM29 47H30V46H29ZM25 50H26V49H25ZM109 51H110V50H109ZM24 52H25V51H23V57H22V55H20V58L22 57L23 60H24V58L27 56V55H25L26 52H25V53H24ZM105 53H106V52H105ZM110 53H111V51H110ZM26 54H27V53H26ZM24 55H25V57H24ZM79 55H80V54H79ZM104 55H105V54H104ZM112 55H113V54H112ZM18 56H19V54H18ZM103 57H104V56H103ZM115 57H116V56H115ZM115 57H114V58H115ZM263 57H264V56H263ZM105 59H106V57H105ZM259 59H260V58H259ZM70 61H71V60H70ZM70 61H69V63H72V62H70ZM105 62H106V61H105ZM105 62H102V64L105 63ZM258 63H260L259 69H257L259 72H258V71H256V72H258V73H260V74H257L256 72H254V73H255L256 75H258L259 77H260L261 75L264 76V59L261 60V61L258 62ZM66 64H67V62H66L65 64L63 63V65H65V66H66ZM102 64H101V65H102ZM106 64H107V63H105L104 65H106ZM109 64H110V63H109ZM116 64H117V63H116ZM253 64H254V63H253ZM63 65H62V66H63ZM67 65H68V64H67ZM71 65H72V64H71ZM71 65H70V66H71ZM68 66H69V65H68ZM68 66H66V67H68ZM76 66H77V65H76ZM108 66H110V65H108ZM111 66H112V65H111ZM57 67H58V66H57ZM60 67H61V66H60ZM66 67H65V69H66V71H68V68H69V67H68V68H66ZM71 67H72V66H71ZM77 67H78V66H77ZM77 67H75V68L77 69ZM104 67H105V69H106V66H103V68H104ZM114 67H115V66H114ZM103 68H102V69H103ZM18 69H20V68H18ZM65 69H63V70H65ZM70 69H71V68H70ZM73 69H74V68H73ZM73 69H72V70H73ZM108 69H109V68H108ZM28 70H29V67H28ZM106 70H107V69H106ZM254 70H255V69H254ZM26 71H27V70H26ZM30 71H31V69H30ZM50 71H51V70H50ZM61 71H62V70H61ZM75 71H76V70H75ZM108 71H109V70H108ZM154 71H155V70H154ZM20 72H21V71H20ZM44 72H45V71H44ZM58 72H59V71H58ZM73 72H74V71H73ZM73 72H72V73H73ZM184 72H185V71H184ZM29 73H30V72H29ZM63 73H64V72H63ZM66 73L68 74V72H65L66 77H68V78H67V81H68L69 78H70V76H67ZM100 73H101V72H100ZM109 73H110V72H109ZM111 73H112V72H111ZM116 73H117V72H116ZM185 73H186V72H185ZM183 74H184V73H183ZM255 74H254V75H255ZM25 75H27V74L25 73ZM72 75H73V74H72ZM117 75H118V74H117ZM153 75H154V74H153ZM28 76H29V75L26 76V77H27L26 79H25V76L23 77V75H22L21 77H23V79L27 80V79H28ZM30 76H31V75H30ZM33 76H34V75H33ZM33 76H31V77H33ZM38 76H40V75H38ZM38 76H37V77H38ZM62 76H64V75H62ZM252 76H253V75H252ZM16 77H17V79H19L18 76H16ZM31 77H30V78H31ZM45 77H46V76H45ZM45 77H44V78H45ZM64 77H65V76H64ZM259 77H258V78H259ZM42 78H43V76H42ZM261 78H262V77H261ZM32 79H33V78H32ZM35 79H36V78H35ZM35 79H34V80H35ZM63 79H64V78H63ZM70 79H71V78H70ZM256 79H257V78H256ZM263 79H264V77H263ZM25 80H24V81H25ZM38 80H39V79H38ZM130 80H131V79H130ZM16 81H17V80H16ZM46 81H47V80H46ZM106 81H107V80H106ZM128 81H129V80H128ZM254 81H256V80H254ZM17 82H20V81H17ZM25 82H27V81H25ZM29 82H31V81H29ZM49 82H50V81L48 80L47 83L49 84ZM130 82H131V81H130ZM257 82H259V81H257ZM20 83H23V82H20ZM20 83H19V84H20ZM44 83H45V82H44ZM65 83H66V82H65ZM68 83H69V81H68ZM68 83H66V84L69 85ZM133 83H134V81H133ZM17 84H18V83H17ZM25 84H26V83H25ZM50 84H51V83H50ZM70 84H71V83H70ZM127 84L129 85V83H127ZM130 84H131V83H130ZM67 85L65 86V88H67ZM45 86H46V85H45ZM48 86H49V85H48ZM52 86H53V85H52ZM130 86H132V85H130ZM130 86H129V87H130ZM133 86H135V85H133ZM239 86H240V85H239ZM50 87H51V86H50ZM68 87H69V86H68ZM29 88H30V87H28V89H29ZM54 88H56V87L54 86ZM59 88H60V87H59ZM61 88H62V87H61ZM150 88H151V87H150ZM150 88H149V89H150ZM165 88H166V87H165ZM236 88H237V87H236ZM10 89H12V88H10ZM30 89H31V88H30ZM30 89H29V90H30ZM47 89H48V88H47ZM51 89H53V88H51ZM67 89H69V88H67ZM128 89H129V88H128ZM130 89H131V88H130ZM133 89H134V88H133ZM135 89H136V88H135ZM140 89H141V88H140ZM233 89H235V87H234ZM4 90H5V89H4ZM12 90H14V89H12ZM45 90H46V89H45ZM137 90H138V89H137ZM160 90H161V89H160ZM248 90H249V89H248ZM260 90H261V89H260ZM25 91H26V90H25ZM30 91H31V90H30ZM67 91H69V90H67ZM153 91H154V90H153ZM233 91H235V90H232V91H230V92L233 93ZM236 91H237V90H236ZM241 91H242V90H241ZM5 92H6V91H5ZM12 92H13V91H12ZM21 92H22V91L19 92L21 95H18V92L16 93V91H15V93H16V94H15V93H11V91H10L11 96H12V94H15V96L18 95L17 97L19 98V99H18V98L15 99V98H16V97H15V98H13V101H14V100H17V101L20 102V103H21L22 101H24V100H21V99H20V96L25 97V96L23 95V94H24V93H23L24 91H23L22 93H21ZM27 92H28V91H27ZM27 92H25V93H26L27 97L29 96L28 98H30V95H29V94H31V92H28L29 94H27ZM46 92H47V91H46ZM52 92H54V90H53ZM52 92H51V93H52ZM70 92H71V91H70ZM170 92H171V91H170ZM230 92H229V93H230ZM243 92H244V90H243ZM245 92L247 93V91H245ZM249 92H250V91H249ZM249 92H248V94H250ZM0 93H1V91H0ZM2 93H3V91H2ZM117 93H118V92H117ZM142 93H143V92H142ZM239 93H240V91L238 92V94H239ZM241 93H242V92H241ZM241 93H240L241 97H240V96H236V95H238V94H236L235 96L232 95V94H230L229 96L232 95V96H234V97L231 98V99H229V100H232V99L234 100V98L239 99V101L241 102V103H240V102H239V103H240V104L242 105V107H243V110H242V107L240 108V105L237 104V105H239L238 109L240 108V109L243 111V113H241V115L244 114V117H247V119L249 120L250 125H253V123H255L256 121H254V119H253L252 116H255V115L257 116V115H259V113H257V111H256V113L254 112V111L256 110V109H254V108L257 107V106H256V107L254 106V102H255V101H254V99H252V98H254V96L252 95V96H253V97H252V96H250V95L247 94L248 96H250V97H248L247 95H245L246 93H243V94H241ZM260 93H261V92H260ZM43 94H44V93H43ZM69 94H70V93H69ZM135 94H136V93H135ZM144 94H145V93H144ZM184 94H185V93H184ZM226 94L228 95V93H226ZM233 94H235V93H233ZM9 95H10V94H9ZM32 95H33V94H32ZM32 95H31V97H33V98L35 97L34 99L36 100V99H37L36 96H35L36 94H35L34 96H32ZM44 95H46V94H44ZM47 95H49V93H48ZM67 95H68V94H67ZM175 95H176V94H175ZM207 95H209V94H207ZM210 95H211V93H210ZM214 95H215V94H214ZM216 95H217V94H216ZM243 95H244V97L242 98ZM6 96H7V94H6ZM11 96H10V97H11ZM40 96H41V95H40ZM56 96H57V95H56ZM137 96H138V95H137ZM143 96H144V95H143ZM165 96H166V95H165ZM165 96H164V98H165ZM2 97H3V96H2ZM12 97H14V95H13ZM22 97H21V98H22ZM27 97H26V98H27ZM46 97H47V96H46ZM46 97H45V98H46ZM49 97H50V96H49ZM52 97H54V94H53ZM52 97H51V98H52ZM120 97H121V95H120ZM120 97H119V98H120ZM123 97H124V95H123ZM154 97H155V96H154ZM166 97H167V96H166ZM169 97H171V99L174 98V97H172V96H169ZM177 97H178V96H177ZM179 97H180V95H179ZM211 97H212V96H211ZM211 97H210V99H211ZM237 97H238V98H237ZM239 97H240V98H239ZM251 97H252V98H251ZM26 98H25V100H26ZM28 98H27V99H28ZM33 98H32V99L30 98L31 101H30V99H28V103H29V102L32 103V102H33ZM43 98H44V97H43ZM58 98H61V97L59 96ZM63 98L65 99V97H63ZM127 98H128V97H127ZM142 98H143V97H142ZM155 98H156V97H155ZM162 98H163V97H162ZM167 98H168V97H167ZM41 99H42V98H40L39 101H40ZM46 99H47V98H46ZM46 99H45V101H46ZM54 99H55V98H54ZM54 99H53V100H54ZM183 99H184V98H183ZM183 99H182V100H183ZM207 99H208V98H207ZM212 99H213L214 103H216V101H217L219 98H215V100H214V97H213ZM225 99H226V98H225ZM19 100H20V101H19ZM43 100H44V99H43ZM43 100L39 102L38 99H37L38 105L35 104V103H37V102L35 101V102H34L35 106L37 105V107H38V106L40 107V106L42 105L41 103L43 102ZM48 100H49V98H48ZM125 100H126V99H125ZM149 100H151V99H149ZM161 100H162V99H161ZM179 100H180V99H179ZM186 100H187V99H186ZM203 100H204V99H203ZM203 100H202V101H203ZM229 100H228V101H229ZM17 101H14V102H17ZM49 101H51V99H50ZM55 101H56V100H55ZM55 101L53 102V105H55V104L57 103V101H56V102H55ZM66 101H67V100H66ZM166 101H167V100H166ZM172 101H173V99H172ZM218 101L221 102L220 100H218ZM225 101H226V100H225ZM8 102H11V100H9ZM14 102H12V103H14ZM69 102H70V101H69ZM125 102H126V101H125ZM168 102H169V101H168ZM181 102H182V101H181ZM181 102H180L179 107H181L182 104L185 105V103H182V104H181ZM184 102H185V101H184ZM204 102H205V101H204ZM229 102L231 103V101H229ZM233 102H234V101H233ZM233 102H232V103H233ZM260 102L264 103V100H263V101H262V100L259 101V103H260ZM22 103H24V106H25V102H22ZM31 103H29V104H31ZM39 103H40L41 105H39ZM43 103H45V102H43ZM46 103H47V102H46ZM58 103H60V104L62 105V104L65 103V101L63 100V102H62V100L60 99V102L58 101ZM67 103H68V102H67ZM122 103H123V102H122ZM173 103H174V102H173ZM173 103H172V104H173ZM178 103H179V102H178ZM211 103H212V100L210 101V104H211ZM232 103H231V104H232ZM234 103H235V102H234ZM234 103H233V104H234ZM237 103H238V101H237ZM259 103H258V104H259ZM7 104H9V103H7ZM15 104H16V103H15ZM26 104H27V103H26ZM34 104L32 103V106H33V107H34ZM49 104H50V102L47 103V105H49ZM125 104H126V103H125ZM186 104L188 105V103H186ZM202 104H203V102H202ZM217 104H218V102H217ZM217 104H216V105H217ZM255 104L258 105V104H257V100H256V103H255ZM16 105H17V104H16ZM22 105H23V104H22ZM45 105H46V104H45ZM45 105H43V106H45ZM119 105H120V104H119ZM131 105H132V104H131ZM187 105H186V106H187ZM205 105H206V103H205ZM218 105H219V104H218ZM218 105H217V106H218ZM234 105L236 106V103H235ZM259 105H261L262 108H264V105H262V104H259ZM8 106H9V105H8ZM11 106H13V105H11ZM24 106H22L21 108L24 109ZM49 106H50V105H49ZM51 106H52V105H51ZM67 106H68V105H67ZM117 106H118V105H117ZM167 106H168V105H167ZM169 106H170V105H169ZM186 106H182L183 108H181V109H183L184 111L187 110V109H184V107H186ZM189 106H190V104H189ZM209 106H210V105H209ZM209 106H208V107H209ZM211 106H212V105H211ZM213 106H214V105H213ZM217 106L214 107V110H215V108H217ZM16 107H17V106H16ZM26 107H27V106H26ZM29 107H31V105H29V106L27 107V109H30ZM39 107H38V108H39ZM46 107H47V106H46ZM62 107H64V106H62ZM206 107H207V106H206ZM236 107H237V106H236ZM258 107H259V106H258ZM8 108H10V107H8ZM14 108H15V106H14ZM38 108H37V109H38ZM57 108H58V107H57ZM135 108H136V107H135ZM148 108H150V107H148ZM187 108H188V106H187ZM191 108H193V107H191ZM260 108H261V107H260ZM12 109H13V108H12ZM17 109H19V106H18ZM31 109H33V111H34V108H31ZM31 109H30V111L33 112ZM39 109H42V108H39ZM44 109H46V108H44ZM44 109H43V110H44ZM53 109H55V108L53 107ZM61 109H62V108H61ZM66 109H67V108H65V110H66ZM257 109H258V108H257ZM7 110H9V109H7ZM49 110H50V109H49ZM49 110H48V111H49ZM56 110H57V109H56ZM68 110H69V109H68ZM179 110H180V109H179ZM193 110H194V109H190L191 112H192ZM10 111H11V109H10ZM17 111H18V110H16L15 112H17ZM19 111H20V109H19ZM38 111H39V110H38ZM38 111H34V113H32V114H34V116L36 117V113H37ZM50 111H52V110H50ZM188 111H189V108H188ZM202 111H203V110H202ZM209 111H210V110H209ZM233 111H234V110H233ZM242 111H241V112H242ZM251 111H253L254 113H251ZM259 111H260V113H261V110H259ZM11 112H12V111H11ZM15 112H14V113H15ZM20 112H21V111H20ZM24 112H25V111H24ZM28 112H29V111H27V113H28ZM35 112H36V113H35ZM53 112H54V111H53ZM57 112H58V111H57ZM57 112H56V113H57ZM59 112H61V111H59ZM59 112H58V113H59ZM71 112H72V111H71ZM153 112H154V111H153ZM191 112H190V115H193L194 112H193L192 114H191ZM203 112H205V111H203ZM0 113H1V112H0ZM27 113L25 112V115H26ZM47 113H48V112H46V114H47ZM56 113H55V114H56ZM172 113H173V112H172ZM186 113H188V112H186ZM186 113H185V114H186ZM212 113H213V112H212ZM214 113H215V111H214ZM217 113H218V112H217ZM238 113H240V112H238ZM5 114H6V113H5ZM15 114H16V113H15ZM28 114H29V113H28ZM37 114H39V113H37ZM40 114H41V113H40ZM49 114H50V113H48L47 115H49ZM53 114H54V113H53ZM53 114H52V115H53ZM157 114H158V113H157ZM157 114H156V115H157ZM215 114H216V113H215ZM10 115H11V114H10ZM10 115H8V116H10ZM12 115H13V114H12ZM25 115H23V116H25ZM152 115H153V113H152ZM166 115H167V114H166ZM187 115H188V114H187ZM205 115H206V114H205ZM237 115H238V114H237ZM241 115H240V116H241ZM8 116H7V117H8ZM37 116L40 117L39 115H37ZM50 116H51V115H50ZM199 116H200V114H199ZM206 116H207V115H206ZM215 116H216V115H215ZM215 116H214V117H215ZM13 117H15V115H13ZM20 117H21V119L18 120V121H19V122H18V125L20 124L21 120H22V121L25 120V119H22V118H23L22 116H20ZM25 117H26V116H25ZM35 117H34V118H35ZM51 117H52V116H51ZM58 117H59V116H58ZM150 117L152 118V116H150ZM150 117H149V118H150ZM157 117H158V116H157ZM159 117H160V116H159ZM202 117H204V116L202 115ZM226 117H227V116H226ZM238 117H239V115H238ZM251 117H252V119H251ZM258 117H261L260 120H262L263 117H264V111H263ZM2 118H6V117L3 116V117H1L0 119H2ZM29 118H31V117L29 116ZM29 118L26 119V120H29ZM154 118H155V117H154ZM164 118H165V117H164ZM189 118H190V117H189ZM206 118H207V117H206ZM210 118H211V117H210ZM216 118H217V116H216ZM10 119H11V118H10ZM12 119H13V118H12ZM17 119H18V118H17ZM44 119H46V118H44ZM60 119H61V118H60ZM158 119H159V118H158ZM161 119H162V118H161ZM181 119H183V118H181ZM207 119H208V118H207ZM217 119H218V118H217ZM240 119H241V118H240ZM255 119H256V118H255ZM257 119H258V118H257ZM4 120H5V119H4ZM15 120H16V118H15ZM26 120H25V122H26ZM31 120H33V118L30 119V122H31ZM38 120H39V119H38ZM50 120H51V119H50ZM67 120H68V119H67ZM184 120H186V119H184ZM184 120H183V121H184ZM188 120H189V119H188ZM199 120H200V119H199ZM204 120H205V118H204ZM204 120H202V121H204ZM224 120H225V119H224ZM226 120H227V118H226ZM226 120H225V121H226ZM263 120H264V119H263ZM263 120H262V121H263ZM2 121H3V120H2ZM40 121H43V120L41 119ZM56 121H57V120H56ZM157 121H158V120H157ZM164 121H166V119H165ZM207 121H208V120H207ZM225 121H224V122H225ZM237 121H238V120H237ZM252 121H254V122H252ZM257 121H258V120H257ZM25 122H24V123H25ZM30 122H29V123H30ZM34 122H35V119H34ZM44 122H45V121H44ZM46 122H47V121H46ZM50 122H51V121H50ZM50 122H49V123H50ZM52 122H53V120H52ZM57 122H58V121H57ZM204 122H206V120H205ZM220 122H221V121H220ZM220 122H219V123H220ZM249 122H248V123H249ZM12 123H13V122H12ZM21 123H22V122H21ZM40 123H41V122H40ZM202 123H203V122H202ZM227 123H228V122H227ZM229 123H230V122H229ZM229 123H228V124H229ZM235 123H236V122H235ZM263 123H264V122H263ZM22 124H23V123H22ZM30 124H31V126H32V123H30ZM42 124H43V123H42ZM57 124H59V123H57ZM169 124H170V123H169ZM186 124H187V122H186ZM200 124H201V123H200ZM205 124H206V123H205ZM223 124H224V123H223ZM27 125H29L28 122H27ZM53 125H54V124H53ZM53 125H52V126H53ZM154 125H155V124H154ZM212 125H213V124H212ZM254 125H255V124H254ZM25 126H26V124H25ZM39 126H40V125H39ZM46 126H48V125H46ZM58 126H59V125H58ZM66 126H67V125H66ZM66 126H65V127H66ZM70 126H71V125H70ZM201 126H202V125H201ZM208 126H209V125H208ZM229 126H230V125H229ZM229 126H228V127H229ZM237 126H238V125H237ZM239 126H241V124H240ZM239 126H238V127H239ZM17 127H19V126H17ZM56 127H57V126H56ZM56 127H55V128H56ZM168 127H169V126H168ZM196 127H197V126H196ZM199 127H200V125H199ZM202 127H203V126H202ZM202 127H201V128H202ZM204 127H205V125H204ZM206 127H207V126H206ZM209 127H210V126H209ZM213 127H214V126H213ZM226 127H227V126H226ZM226 127H224V128H226ZM232 127H234V126H232ZM252 127H253V126H252ZM252 127H251V128H252ZM255 127H256V125H255ZM32 128H34V127L32 126ZM62 128H63V127H62ZM188 128H189V127H188ZM190 128H191V127H190ZM230 128H231V127H230ZM239 128H240V127H239ZM247 128H249L248 125H247ZM251 128H250V129H251ZM21 129H22V128H21ZM24 129H25V128H24ZM38 129H39V127H38ZM38 129H37V131H38ZM41 129H42V128H41ZM47 129H49V128H47ZM53 129H54V128H53ZM71 129H72V128H71ZM196 129H197V128H196ZM209 129H210V128H209ZM214 129H215V128H214ZM250 129H249V130H250ZM253 129H255V128H253ZM256 129H257V128H256ZM256 129H255L256 133H255L253 130H250V132H254V136H255V134H256V136H257L258 133H261V132H259L258 129H257V130H256ZM259 129H260V128H259ZM31 130H32V129H31ZM35 130H36V129H35ZM189 130H190V129H189ZM193 130H194V128H193ZM193 130H192V131H193ZM197 130H198V129H197ZM205 130H206V129H205ZM212 130H213V128H212ZM221 130H222V129H221ZM243 130H247L245 126H243ZM243 130H242V132H243ZM249 130H248V131H249ZM41 131H42V130H41ZM48 131H50V130H48ZM51 131H52V130H51ZM232 131H234V130H232ZM235 131H236V130H235ZM248 131H246V132H248ZM257 131H258V132H257ZM33 132H34V131H33ZM53 132H55V131H53ZM195 132H196V131H195ZM225 132H226V130H225ZM225 132H223V133H225ZM227 132H228V130H227ZM27 133H28V132H27ZM46 133H47V132H46ZM178 133H179V132H178ZM263 133H264V132H263ZM174 134H175V133H174ZM180 134H181V132H180ZM182 134H183V133H182ZM231 134H233V133H231ZM231 134H230V135H231ZM246 134H247V133H246ZM251 134H253V133H251ZM178 135H179V134H178ZM201 135H202V134H201ZM217 135H218V134H217ZM221 135H222V134H221ZM248 135H249V132H248ZM258 135H261V134H258ZM12 136H13V135H12ZM188 136H189V135H188ZM188 136H187V137H188ZM197 136H199V135H197ZM203 136H204V135H203ZM203 136H202V137H203ZM213 136H214V135H213ZM218 136H219V135H218ZM246 136H247V135H246ZM251 136H253V135H251ZM254 136H253V137H254ZM256 136H255V137H256ZM56 137H58V136H56ZM178 137H179V136H178ZM182 137H183V139H184V135H183ZM187 137H186V138H187ZM192 137H194V136H192ZM257 137H258V136H257ZM260 137H261V136H260ZM262 137H263V136H262ZM20 138H21V137H20ZM176 138H177V137H176ZM207 138H208V137H207ZM223 138H224V137H223ZM227 138H228V137H227ZM30 139H31V138H30ZM55 139H56V138H55ZM72 139H73V138H72ZM181 139H182V138H181ZM188 139H189V141L191 140L190 138H188ZM214 139H215V138H214ZM216 139H217V137H216ZM258 139H259V137H258ZM263 139H264V138H263ZM11 140H12V139H11ZM66 140H67V139H66ZM192 140H193V139H192ZM211 140H212V139H211ZM211 140H209V143H210ZM217 140H218V139H217ZM18 141H19V140H18ZM59 141H60V139H59ZM81 141H82V140H81ZM81 141H80V142H81ZM88 141H89V140H88ZM198 141H199V140H198ZM201 141H202V140H201ZM214 141H215V140H214ZM248 141H249V143H250V140H248ZM248 141H247V142H248ZM252 141H253V140H252ZM257 141H258V140H257ZM257 141H256L255 143L253 142L254 145H252V144L247 145V142H246V144L242 142L243 145H241V149L239 150V148H240V147H239V148L237 149V151H236V150H234V151L237 152V155L239 154V153H238L239 151H242L243 153H245V155H244V154H241L242 157L240 156V157H241V158H240L241 160H243V159L245 160V163H244L243 161H242V162L240 161L241 165H242V163H244L243 165H245V167L242 165V167H244V168H242L243 171H244V169L247 170V168L251 169V170H252V172H251L252 175L255 174L257 178H260V179H261V183H263L264 181L262 182V180H264V142L261 141V139H259L260 143L258 144ZM259 141H258V142H259ZM14 142H15V141H14ZM16 142H17V141H16ZM70 142H71V141H70ZM190 142H192V141H190ZM211 142H212V141H211ZM32 143H33V142H32ZM32 143H31V144H32ZM65 143H67V142H64V145H65ZM82 143H83V142H82ZM194 143H195V142H194ZM194 143H193V144H194ZM199 143H200V142H199ZM204 143H206V141H204ZM240 143H241V142H240ZM251 143H252V142H251ZM256 143H257V145L255 146ZM218 144H219V143H218ZM237 144H238V143H237ZM4 145H5V144H4ZM33 145H34V144H33ZM89 145H90V143H89ZM91 145H92V144H91ZM183 145H184V144H183ZM196 145H197V144H196ZM244 145H247V147H245ZM61 146H62V145H61ZM65 146H66V145H65ZM72 146H73V145H72ZM186 146H187V145H186ZM197 146H198V145H197ZM202 146H203V145H202ZM202 146H201V147H202ZM219 146H220V145H219ZM234 146H235V145H234ZM242 146H244L245 148H243ZM96 147H97V146H96ZM191 147H192V146H191ZM198 147H199V146H198ZM210 147H211V145H210ZM216 147H217V146H216ZM221 147H222V146H221ZM62 148H63V147H62ZM64 148H65V147H64ZM67 148H68V146H67ZM143 148H144V147H143ZM192 148H193V147H192ZM194 148H195V147H194ZM204 148H205V146H204ZM206 148H207V146H206ZM10 149H11V148H10ZM32 149H33V148H32ZM80 149H81V148H80ZM80 149H79V150H80ZM94 149H95V148H94ZM97 149H98V148H97ZM102 149H103V148H102ZM201 149H202V148H201ZM220 149H221V148H220ZM243 149H244V151H243ZM19 150H20V149H19ZM62 150H64V149H62ZM197 150H198V149H197ZM231 150H232V149H231ZM26 151H27V150H26ZM28 151H29V150H28ZM34 151H35V150H34ZM36 151H37V150H36ZM43 151H44V149H43ZM43 151H42V152H43ZM82 151H83V150H82ZM193 151H194V150H193ZM198 151H200V149H199ZM207 151H208V150H207ZM8 152H9V151H8ZM29 152H30V151H29ZM79 152H80V151H79ZM88 152H89V151H88ZM195 152H196V151H195ZM236 152H235V153H236ZM33 153H34V152H33ZM44 153H45V151H44ZM66 153H67V152H66ZM84 153H85V152H84ZM97 153H98V152H97ZM193 153H194V152H193ZM21 154H22V153H21ZM26 154H29V153H26ZM26 154H25V155H26ZM45 154H46V153H45ZM226 154L229 155L230 153H229V154L226 153ZM31 155H32V154H31ZM35 155H36V154H35ZM81 155H82V154H81ZM224 155H225V153H224ZM224 155H223V156H224ZM235 155H236V154H235ZM23 156H24V155H23ZM39 156H40V155H39ZM90 156H91V155H90ZM198 156H199V155H198ZM243 156H245V158H244ZM26 157H27V156H26ZM33 157H34V156H33ZM238 157H239V156H238ZM42 158H43V157H42ZM44 158H45V157H44ZM60 158H61V157H60ZM88 158L91 159V157H89V154H88ZM95 158H96V157H95ZM223 158H224V157H223ZM223 158H222V159H223ZM232 158H233V157H230L229 160H227V161L230 162V159H232ZM242 158H243V159H242ZM31 159H32V158H31ZM38 159H39V158H38ZM198 159H199V158H198ZM200 159H201V158H200ZM205 159H207V158H204V160H205ZM218 159H220V157H218L217 160H218ZM240 159H238L237 157L235 158V160H240ZM43 160H45V159H43ZM86 160H87V159H86ZM207 160H208V159H207ZM210 160H211V159H210ZM217 160H216V161H217ZM35 161H36V160H35ZM225 161H226V160H225ZM42 162L44 163V161H42ZM57 162H59L58 159H57ZM201 162H203V161H201ZM207 162H208V161H207ZM211 162H212V161H211ZM236 162H237V161H236ZM238 162H239V161H238ZM8 163H9V162H8ZM36 163H38V162H36ZM40 163H41V162H40ZM55 163H56V162H55ZM86 163H87V161H86ZM191 163H192V162H191ZM205 163H206V162H205ZM208 163H209V162H208ZM214 163H215V162H214ZM214 163H213V164H214ZM220 163H221V160H220ZM224 163H225V162H224ZM210 164H212V163H209V165H210ZM42 165H43V164H42ZM48 165H49V164H48ZM50 165H51V164H50ZM86 165H87V164H86ZM188 165H190V164H188ZM209 165H208V166H209ZM220 165H221V164H220ZM237 165H238V164H237ZM241 165H240V167H241ZM0 166H2V165H0ZM3 166H4V165H3ZM5 166H6V165H5ZM7 166H8V165H7ZM24 166H25V165H24ZM32 166H33V165H32ZM34 166H35V165H34ZM34 166H33V168H34ZM52 166H54V165H52ZM52 166H51V168H52ZM202 166H203V164H202ZM218 166H219V164L216 165V167H218ZM10 167H11V166H10ZM29 167H30V165H29ZM29 167H28V169H29ZM84 167H85V166H84ZM84 167H83V168H84ZM196 167H198V164H197ZM199 167H200V165H199ZM199 167H198V168H199ZM203 167L205 168V166H203ZM216 167H215V168H216ZM219 167H221V166H219ZM230 167H231V166H230ZM230 167L227 166V168H230ZM43 168H44V167H43ZM87 168H88V167H87ZM187 168H188V167H187ZM198 168H197V169H198ZM206 168H207V166H206ZM212 168H214V167H212ZM221 168H222V167H221ZM221 168H219V169L216 168V169H218V171L220 170V172H221V171H223V170H221ZM11 169H12V168H11ZM197 169L195 168L194 170H197ZM210 169H211V168H210ZM216 169H213V170L216 171ZM232 169H233V168H232ZM84 170H86V169H84ZM84 170H83V171H84ZM199 170H202V169H199ZM199 170H197V171H199ZM203 170H204V169H203ZM213 170H212L211 172H212V174L214 175V173H213L214 171H213ZM6 171H7V169H6ZM76 171H77V170H76ZM78 171H79V170H78ZM184 171H185V170H184ZM204 171H205V170H204ZM254 171H257V172H258V175H260V176H258L256 173L253 174ZM91 172H92V171H91ZM208 172H209V171H208ZM223 172H224V171H223ZM232 172H234V169H233V171H231V173H232ZM249 172H250V171H249ZM249 172H248V171H245V173H249ZM15 173H16V172H15ZM82 173H83V172H82ZM96 173H97V171H96ZM187 173H188V171H187ZM201 173H202V172H201ZM209 173H210V172H209ZM217 173H218V172H216V174H217ZM225 173H228V177H229V174H230V173H229V172H225ZM78 174H79V173H78ZM80 174H81V173H80ZM205 174H206V172H205ZM223 174H224V173H223ZM243 174H244V172H243ZM249 174H250V173H249ZM2 175H3V174H2ZM8 175H9V174H8ZM12 175H13V173H12ZM194 175H196V174H194ZM0 176H1V175H0ZM5 176H6V175H5ZM9 176H10V175H9ZM62 176H63V175H62ZM75 176H76V175H75ZM91 176H92V175H91ZM209 176H210V174H209ZM209 176H208V177H209ZM211 176H212V175H211ZM211 176H210V177H211ZM218 176L221 177L222 175H218ZM244 176H245V175H244ZM11 177H12V176H11ZM68 177H69V179H70V176H68ZM71 177H73V176H71ZM197 177H201V176L198 175ZM208 177H207V178H208ZM231 177H232V175H231ZM2 178H3V177H2ZM5 178H6V177H5ZM63 178H64V177H63ZM66 178H67V177H66ZM66 178H65V179H66ZM75 178H76V177H74V179H75ZM81 178H82V176H81ZM191 178L194 179V177H191ZM201 178H202V177H201ZM224 178H225V177L223 176V179H224ZM226 178H227V177H226ZM232 178H233V177H232ZM253 178H254V177H253ZM0 179H1V178H0ZM3 179H4V178H3ZM3 179H1V180L3 181ZM57 179H58V178H57ZM77 179H78V178H77ZM79 179H80V177H79ZM79 179H78V180H79ZM195 179H196V177H195ZM195 179H194V180H195ZM211 179H212V178H211ZM217 179H218V178H217ZM34 180H37V179H34ZM67 180H68V179H67ZM212 180H213V179H212ZM212 180H211V181L209 180L210 183H209V182H205L204 184L207 183V185H209V184L214 183V182H212ZM215 180H216V179H215ZM218 180H219V179H218ZM218 180H216V181H218ZM220 180H221V178H220ZM220 180L217 182L218 184L220 183ZM228 180H229V179H228ZM228 180H227V182H231V181H228ZM244 180H245V179H244ZM251 180H252V179H251ZM4 181H5V180H4ZM37 181H38V180H37ZM40 181H41V180H39V182H40ZM74 181H75V180H74ZM76 181H77V180H76ZM82 181H83V180H82ZM178 181H179V180H178ZM196 181H199V180L197 179ZM204 181H205V180H204ZM204 181H203V182H204ZM225 181H226V180H225ZM252 181H253V180H252ZM259 181H260V180H259ZM42 182H43V180H42ZM44 182H45V181H44ZM64 182H65V180H64ZM64 182H63V183H64ZM78 182H79V181H78ZM83 182H85V181H83ZM211 182H212V183H211ZM227 182H226V183H227ZM253 182H254V181H253ZM25 183L27 184V182H25ZM36 183H37V182H34L33 184H36ZM45 183H46V182H45ZM56 183H58V182L56 181ZM59 183H60V182H59ZM63 183H62V184H63ZM92 183H93V182H92ZM170 183H171V182H170ZM217 183H216V186L218 185ZM223 183H224V185H227V184H225V182H223ZM245 183H246V182H245ZM258 183H260V182H258ZM261 183H260V185H261ZM19 184H20V183H19ZM29 184H30V183H29ZM65 184H66V183H65ZM65 184H64V186H66ZM77 184H78V183H77ZM85 184H86V183H85ZM103 184H104V183H103ZM103 184H102V185H103ZM220 184H222V183H220ZM243 184H244V183H243ZM243 184H242V185H243ZM256 184H257V182H256ZM20 185H21V184H20ZM38 185H39V184H38ZM38 185H36V186H38ZM43 185H45V184L43 183ZM58 185H59V184H58ZM207 185H206V186H207ZM212 185L214 186V184H212ZM222 185H223V184H222ZM228 185H230V184L228 183ZM228 185H227V186H228ZM232 185H233V186L231 187L232 189H233V187H234V188H237V187L239 188V186L237 185V182H236V185H237V186L234 185V183H233ZM246 185H247V184H246ZM260 185H259V186H260ZM39 186H40V185H39ZM39 186H38L37 188H39ZM46 186H47V185H46ZM60 186H63V185H60ZM94 186H95V184H94ZM174 186H175V185H174ZM204 186H205V185H203V187H202V186L200 185V187H202V188H204ZM206 186H205V188H207V187L209 188V186H207V187H206ZM220 186H221V185H219V187H220ZM227 186H225V187H227ZM235 186H236V187H235ZM243 186H244V185H243ZM254 186H256V185H254ZM261 186L263 187L264 184H262ZM40 187H42V185H41ZM47 187L49 188V185H48ZM77 187H78V186H77ZM84 187H85V186L83 185V188H84ZM211 187H212V186H211ZM211 187H210V188H211ZM246 187H247V186H246ZM246 187H245V188H246ZM22 188H23V186H22ZM62 188L64 189V187H62ZM75 188H76V187H75ZM202 188H201V191H203ZM212 188H213V187H212ZM223 188H224V187H223ZM223 188H222V190H221L222 193L224 192V191H223V190H224ZM228 188H229V187H228ZM231 188H230V189H231ZM253 188H254V187H253ZM258 188H259V187H258ZM23 189H24V188H23ZM39 189H40V188H39ZM58 189H59V188H58ZM58 189H57V190H58ZM63 189H61V190H63ZM85 189H86V187H85ZM89 189H91V188H89ZM89 189H88V190H89ZM199 189H200V188H199ZM215 189H217V187L214 186V191H215ZM218 189H219V188H218ZM248 189H250V188L248 187ZM248 189H247V190H248ZM261 189H262V188H261ZM25 190H27V189L25 188ZM36 190H37V189H36ZM42 190H43V189H42ZM207 190H208V189H207ZM255 190H257V188H256ZM255 190H253V191H255ZM28 191H29V190H27V192H28ZM69 191H70V190H69ZM83 191H86V190H83ZM104 191H105V190H104ZM205 191H206V190H205ZM209 191H210V190H209ZM209 191H208V192H209ZM211 191H212V190H211ZM214 191H213V192H214ZM217 191H218V190H217ZM217 191H216V192H217ZM219 191H220V190H219ZM221 191H220V192H221ZM232 191H233V190H232ZM234 191H235V190H234ZM257 191H258V190H257ZM259 191H261V190H259ZM14 192H15V191H14ZM42 192H43V191H42ZM45 192H46V190H45ZM45 192H43V194H46V195H47V193H45ZM65 192H66V191H65ZM81 192H82V191H81ZM88 192H89V191H88ZM92 192H94V191H92ZM92 192H91V195H92ZM206 192H207V191H206ZM247 192H248V191H247ZM40 193H41V192H40ZM62 193H64V192H62ZM77 193H78V192H77ZM84 193H86V192H84ZM84 193H83V196H85ZM201 193H202V192H201ZM203 193H205V192H203ZM231 193H232V192H231ZM234 193H235V192H234ZM236 193H237V192H236ZM248 193H249V192H248ZM248 193H247V194H248ZM254 193H255V192H254ZM258 193H259V192H257V194H258ZM260 193H261V192H260ZM14 194H15V193H14ZM30 194H32V193H30ZM48 194H50V193H48ZM51 194H53V193H51ZM198 194H199V193H198ZM198 194H197V195H198ZM210 194H212V193H208L207 195H210ZM214 194H215V193H214ZM214 194H213V195H214ZM239 194H240V193H239ZM32 195H34V194H32ZM36 195H37V194H36ZM36 195H35V196H36ZM46 195H45V196H46ZM215 195H216V194H215ZM219 195H221V194H219ZM224 195H225V194H224ZM237 195H238V194H237ZM237 195H236V196H237ZM251 195L253 196L254 194H251ZM255 195H256V193H255ZM11 196H12V195H11ZM11 196H10V197H11ZM47 196L49 197L50 195H47ZM60 196H61V195H60ZM86 196H88V195L86 194ZM198 196H199V195H198ZM203 196H204V195H203ZM234 196H235V195H234ZM238 196H239V195H238ZM240 196H241V195H240ZM249 196H250V195H249ZM257 196H258V195H257ZM260 196L263 198V197H264V193H263L262 195H260ZM8 197H9V196H8ZM13 197H14V196H13ZM16 197H17V196H16ZM37 197H38V196H36V198H37ZM53 197H54V200H55V196H54V194H53ZM53 197L50 196V198H53ZM81 197H82V196H81ZM161 197H162V196H161ZM196 197H197V196H196ZM213 197H214V196H213ZM218 197H219V196H218V194H217V198H218ZM225 197H227V196H225ZM241 197H242V196H241ZM241 197H240V198H241ZM3 198H4V197H3ZM61 198H62V197H61ZM197 198H199V197H197ZM204 198H205V196H204ZM222 198H223V196H222ZM227 198H228V197H227ZM234 198L237 199V197H234ZM249 198H250V197H249ZM255 198H257V197H255ZM12 199H13V198H12ZM26 199H27V198H26ZM38 199H39V197H38ZM42 199H43V198H41L40 200H42ZM62 199H63V198H62ZM62 199H61V200H62ZM94 199H95V198H94ZM201 199H202V198H201ZM218 199H219V198H218ZM242 199H243V198H242ZM258 199H259V198H258ZM263 199H264V198H263ZM14 200H15V199H14ZM19 200H20V198H19ZM40 200H39V201H40ZM44 200H45V198H44ZM54 200H53V201H54ZM58 200H59V199H58ZM58 200H57V201H58ZM63 200H64V199H63ZM83 200H84V199H83ZM83 200H82V202H85V200H84V201H83ZM102 200H103V199H102ZM193 200H194V199H193ZM207 200H210V197H209V199H207ZM211 200H212V197H211ZM215 200H217V199H215ZM219 200H220V199H219ZM219 200H218V201H219ZM222 200H224V199H222ZM0 201H1V200H0ZM17 201H18V200H15L14 202H17ZM45 201H46L45 204L50 208V206H49V202H47V200H45ZM86 201H87V200H86ZM99 201H100V200H99ZM224 201H225V200H224ZM226 201H227V200H226ZM228 201H229V200H228ZM239 201H240V200H239ZM255 201L258 202V203L261 202L260 204L263 203V200H256V199H255V200L253 201V202L255 203V205H256V202H255ZM259 201H260V202H259ZM1 202H2V201H1ZM1 202H0V205H3L4 203H5V205H6V204H13V203H14L13 200H11V202H10V201H9V202L7 201V203H6V202H4V203L2 202V203H1ZM54 202H56V201H54ZM94 202H95V201H94ZM140 202H141V201H140ZM179 202H180V201H179ZM181 202H182V201H181ZM191 202H192V200H191ZM212 202H213V201H212ZM215 202H216V201H215ZM47 203H48V204H47ZM58 203H59V202H58ZM65 203H66V202H65ZM85 203H86V202H85ZM102 203H103V202H102ZM171 203H172V202H171ZM32 204H33V205H32ZM32 204H30V206H29L30 208H29V207L26 208L27 210H25V211H21V212H23L24 215L26 214V216H27V217L25 216L24 218H22L23 215H22L21 212H20L21 215H19V214H20V213H19L20 210H17L16 208L14 209L13 207H10L9 209H8V207H7V208H6V207L3 208V206L0 207L1 209H4L3 212L0 211V214L3 213V214H2V216H3L4 213H5V214H6L5 217H8L7 215L10 214V217H8L7 219H12V218L14 217L13 221L15 220V221H14L15 224H18V222L20 223L21 221H23V223H25L24 220H25L26 218H27V219L29 218V219H28V221L30 222L29 224H26V223H25V225H21L20 228L17 227V228L15 229V231H18V230L21 229V231H23V232H24V230H25V229L23 230V226H27V225H29L30 227H34V225H35V226L39 225V224H37V223H36V224H37V225H36L34 222L31 223L32 219L34 220L35 218L37 219V221H40L41 223H43V224H40L41 226H39V228L41 227V228H44V229H45V230H44V229L39 230V231H43V232H46V229L48 228V226H49V224H50L49 222L54 221L55 219H56V220L58 219V221L55 220V221H56L55 224H54V223H53L52 225L50 224L49 228L51 229L52 232L48 229V231H47L46 233H44V235H40V234H38V230H34L35 233H36V231H37L36 235H38V237L41 236L42 238H41V237L36 238L37 236L34 234L35 238L33 239V231H32V233H31V232L28 231L30 228L27 229V231L29 232V236L32 237V238H30V239H31L30 242H27L29 239H27V240L24 239L25 241L23 242V241L21 240L22 237L20 238V240L18 239V241H20V244L22 243V245H23L24 243H26V244H24L23 247H21L20 245H19L18 247L15 246L16 244H15L14 242H18V241L16 240V241H13V242H12V240L10 239V238L13 239V237H14V236H13L14 233L12 232V230H10V229H8V228L5 229V230H4L5 232L3 231V233H4L5 235H6V233H7L8 235L12 233V235H11L10 238H9V237H7V235H6V237H5V235H4L3 233H2V234L0 233V235H3V236H4V237H3V236H0L1 241H2V242L4 241V243H3L2 245L0 244V264H108V263H109V257H110V255L105 254V253H107L106 250L108 251L109 249H108L107 247L104 246L105 244H104L103 246L105 247V249H106V248H107V249L104 251V252H105V253H104V254H105L104 257H103V256L101 257L100 255H98V256H99V257H98V256H96L97 254H95L96 257H93V255H92V257H93L92 260H88V258H91V257H88V253L86 254L88 258L85 257V259H84L83 257H84L85 255L82 257V256L80 255V253H79L80 250L77 251V250L80 248L81 245L79 246L77 243L75 244L74 241H73V242H74L75 245H74L72 242H69V240L72 241V239H67V241H66V240H65L66 238H65V239L61 238L60 235L65 231L64 228H66V229H67V228H69V229L72 228V229H70V230L72 231L71 233H75L76 238H77V237L80 238V241H79V242H81V239H82V242H83V239H84V241H85V239L87 238V235H86L87 232H86V231H88V228H87V229H86V227L84 228V229H86V231L82 230V226H81V225H80V226H77V228H76L75 226L78 225V223L80 222L79 220H77V219L75 218L76 216H74V220L76 221V224H72V223H71V224H68V226L71 225L70 227H68L67 224H65V222H61L62 220L65 221L67 218L64 220L65 217L63 218V217L61 216V218H60V217H58V218L54 217L55 219H52V218H51V220H50V219H48V218L50 217L51 214H50L48 211H45L46 213H45V214L43 213L44 215H41V216H40V213H36V217H34V216H35L34 214H35V212H36V210H35L36 207L34 208V210H35L34 214H33V212H32V211H33V210H32V209H33L32 207H34V205H36V204H34V203H32ZM50 204H51V203H50ZM105 204H106V202H105ZM142 204H143V203H142ZM161 204H162V203H161ZM161 204H160V205H161ZM216 204H217V203H216ZM216 204H215V205H216ZM234 204H235V201H234ZM239 204H240V203H239ZM31 205H32V206H31ZM51 205H52V204H51ZM56 205H57V202H56ZM66 205H67V204H66ZM68 205H69V204H68ZM106 205L108 206V203H107ZM167 205H168V204H167ZM176 205H178V204H176ZM191 205H192V204H191ZM211 205H212V204H211ZM229 205H230V204H229ZM229 205H228V206H229ZM237 205H238V203H237ZM241 205H242V204H241ZM258 205H259V204H258ZM53 206H54V204H53ZM57 206H58V205H57ZM62 206H63V205H62ZM62 206H61V207H62ZM70 206H71V205H70ZM178 206H179V205H178ZM198 206H199V205H198ZM218 206H219V205H218ZM239 206H240V205H239ZM54 207H55V206H54ZM54 207H52V208H54ZM87 207H88V206H87ZM174 207H175V205H174ZM176 207H177V206H176ZM176 207H175V208H176ZM182 207H183V206H182ZM196 207H197V205H196ZM196 207H195V209H196ZM234 207H235V206H234ZM256 207H257V206H256ZM169 208H171V207H169ZM191 208H192V206H191ZM227 208H228V207H227ZM229 208H230V206H229ZM238 208H239V207L237 206V209H238ZM260 208H261V207H260ZM1 209H0V210H1ZM6 209H7L8 211L11 210V211H9V212H11V213L7 212ZM77 209H78V206H77ZM77 209H76L75 211L78 212ZM104 209H105V208H104ZM104 209H103V210H104ZM110 209H111V208H110ZM173 209H174V208H173ZM180 209H181V208H180ZM195 209H194L193 211H195ZM198 209H199V208H198ZM214 209H215V208H214ZM218 209H219V208H218ZM239 209H240V208H239ZM243 209H244V208H243ZM12 210H13V211H12ZM15 210H16V211H15ZM29 210H30V211H29ZM61 210H62V209H61ZM68 210H70L71 213H73V211H72V207H71V208H68L67 211H68ZM105 210H106V209H105ZM182 210H186V209H183V208H182ZM215 210H216V209H215ZM17 211H18V213H17ZM26 211H27V212H26ZM42 211H44V210H42ZM166 211H167V210H166ZM177 211H179V210H177ZM220 211H221V210H220ZM234 211H235V210H234ZM234 211H233V212H234ZM238 211H239V210H238ZM263 211H264V209H263ZM14 212H16V213H14ZM28 212H29V213L31 212L32 215L29 214ZM62 212H63V210H62ZM68 212H69V211H68ZM118 212H119L118 214H121L120 211H118ZM175 212H176V211H175ZM184 212H185V211H184ZM233 212H232V213H233ZM240 212H241V211H240ZM7 213H8V214H7ZM65 213H66V212H65ZM110 213H111V211H110ZM182 213H183V211H182ZM185 213H186V212H185ZM187 213H190V212L187 211ZM195 213H196V212H195ZM225 213H226V212H225ZM11 214H12L13 216H12ZM17 214H18V215H17ZM38 214H39V215H38ZM48 214H49V217H46L45 215H48ZM68 214H69L70 218L73 216V215L71 216L70 213H68ZM68 214H67V215H68ZM105 214H106V213H105ZM107 214H108V212H107ZM190 214H191V213H190ZM196 214H198V213H196ZM196 214H195V216H194V214H192L194 217H193L192 215H189V216H190V217L192 216L193 218H191V219L193 220L195 217L198 218V215H196ZM222 214H223V213H222ZM235 214H236V212H235ZM235 214H231V215L233 216V215H235ZM241 214H244V212L241 213ZM241 214L239 213L238 216H240ZM16 215H17V216H16ZM28 215H29V216H28ZM30 215H31V216H30ZM75 215H77V213H76ZM108 215H109V214H108ZM111 215H112V214H111ZM113 215H114V213H113ZM113 215H112V216H113ZM122 215H123V213H122ZM124 215H125V214H124ZM177 215H178V213H177ZM223 215H224V214H223ZM231 215H228V216H230V218H232V219H237V218H234V217H236L237 215H236V216H233V217H231ZM2 216H0V218H2ZM15 216H16V217H15ZM38 216H39V217H38ZM43 216H44L45 218H44ZM106 216H107V215H106ZM112 216H111V218H110L111 221L113 220V219H112ZM115 216H116V215H115ZM175 216H176V215H175ZM175 216H174V217H175ZM179 216H180V215H179ZM181 216H182L181 218H182V220H183V217L185 218L184 213H183V215L181 214ZM187 216H188V214H186V217H187ZM218 216H219V215H218ZM218 216H217V217H218ZM228 216H227V217H228ZM241 216H242V215H241ZM263 216H264V215H262L261 218L259 217L260 219H258V221H257V226L259 225L258 227L256 226L257 229H256L255 226L253 225V227H254L256 230H255L254 228H252V226H251V228H250V224H253V222L250 223L249 221H247V222L249 223L248 225H244L245 222L241 223V225H240L239 223H238V225H236V224H237L236 222H238L239 219H241V218H238V221L233 220V221H236V222H232L231 220H229V221L232 222V223H236V224H235L236 226H241V227H242L243 225H244V226H249V227H248V228H250L249 231H248V230H245V232H249V234H250V233L252 232V229H253L254 233L251 234V235H252L251 237H253V236H254V237L252 238V241H251V242L256 241V242H258V243H261V242H259L258 240H261V241L264 240V238H263V239L261 238V237H264V236H262V235L260 236L258 233L263 232V231H264V227H263V229H262V228L259 229V228L262 226V224H258V223H262L261 221L264 222V218H263ZM11 217H12V218H11ZM17 217H18V220H16ZM30 217H31L32 219H30ZM103 217H105V216L103 215ZM107 217H108V216H107ZM107 217H106V219H108ZM152 217H153V216H152ZM177 217H178V216H177ZM177 217H176V219H178ZM199 217H200V215H199ZM227 217H226V218H227ZM242 217H243V216H242ZM20 218H21V219H20ZM38 218L41 219V220H39ZM43 218H44V219H43ZM59 218H60L61 220H59ZM62 218H63V219H62ZM72 218H73V217H72ZM99 218H100V217H98V219H99ZM113 218H114V217H113ZM118 218H119V217H118ZM179 218H180V217H179ZM187 218H188V217H187ZM248 218H250V217H245V219H248ZM262 218H263V219H262ZM23 219H24V220H23ZM92 219H95V218H92ZM96 219H97V217H96ZM98 219H97V222H98ZM101 219H102V216H101ZM120 219H121V218H120ZM120 219H117V218H116V219L113 221V223H114L115 221H119ZM122 219H123V217H122ZM131 219H132V218H131ZM224 219H225V218H224ZM224 219H222V221L228 220V219H225V220H224ZM261 219H262V220H261ZM43 220H44V221H43ZM45 220H46V221H45ZM48 220H50V221L48 222ZM74 220H73V221H74ZM81 220H82V219H81ZM83 220H84V219H83ZM99 220H100V219H99ZM102 220H103V219H102ZM102 220H101V221H102ZM108 220H109V219H108ZM126 220H127V219H126ZM128 220H130V219H128ZM132 220H133V219H132ZM182 220H181V222H182ZM186 220H187V219H186ZM186 220H183V221L186 222ZM188 220H190V219H188ZM188 220H187V221H188ZM216 220L218 221V219H216ZM219 220H220V219H219ZM242 220H244V219H242ZM242 220H241V222H242ZM2 221H5V220H2ZM16 221H18V222L16 223ZM34 221H35V220H34ZM69 221H70V220H69ZM106 221H107V220H106ZM111 221H110V222H111ZM122 221H123V220H122ZM194 221L196 222L197 220L194 219ZM194 221H193V222H194ZM211 221H212V220H211ZM217 221H216V222H217ZM222 221H221V222H222ZM245 221H246V220H245ZM44 222H45V223H44ZM47 222H48L49 224H48ZM58 222H59V223H60V222H61V223H64V224H63V226L65 225L64 228H63V227H61V228L58 227ZM66 222H67V220H66ZM94 222H95V220H94ZM97 222H96V223H97ZM104 222H105V221H104ZM110 222H109V223H110ZM126 222H127V221H126ZM212 222H213V221H212ZM221 222H220V223H221ZM0 223H1L0 227L4 225V224L2 225L3 222H0ZM5 223H6V222H5ZM27 223H28V222H27ZM33 223H34V224H33ZM38 223H39V222H38ZM67 223H70V222H67ZM90 223H91V221H90ZM100 223H102V222H100ZM120 223H121V222H120ZM120 223H117V224L119 225ZM142 223H143V222H142ZM179 223H180V221H179ZM191 223H192V222H190V224H191ZM207 223H208V222H207ZM207 223H205V224H207ZM217 223H218V224H216V225H219V222H217ZM222 223H224V222H222ZM222 223H221V224H222ZM20 224H21V223H20ZM30 224H32V225H30ZM44 224H45V225H44ZM47 224H48V225H47ZM84 224H85V223H84ZM87 224L89 225V222H88ZM91 224H94L93 221H92ZM97 224H98V223H97ZM97 224H96V225H97ZM132 224H133V223H132ZM182 224H183V223H182ZM182 224H180L179 226L181 227ZM193 224H196V223H193ZM193 224H191V225L193 226ZM197 224H198V223H197ZM205 224H203V225H205ZM214 224H215V222L213 223V227L215 226ZM242 224H243V225H242ZM245 224H246V223H245ZM6 225H8V224H5V226H6ZM12 225H13V224H11V225L9 224L8 226L11 227ZM18 225H19V224H18ZM46 225H47V227H45ZM72 225H74L75 228H73ZM82 225H83V224H82ZM113 225L116 226L115 223H114ZM113 225H112V227H113ZM125 225H127V224H125ZM185 225H187V223H185ZM185 225H183L184 228H185ZM198 225H199V224H198ZM198 225H197V226H193V228L200 227V225H199V226H198ZM201 225H202V223H201ZM209 225H210V224H209ZM260 225H261V226H260ZM5 226H4V227H5ZM43 226H44V227H43ZM51 226H52V227H51ZM84 226H85V225H84ZM93 226L95 227V225H93ZM98 226L101 227V231H102V227H103V229H104L105 226H106V224H105V225H99V224H98V225H97V228L95 227V228H96V231H98V229H100V228H98ZM187 226H188V227H187V230H188V228H190V227H189L190 225H187ZM4 227H3V228H4ZM12 227H14V226H12ZM122 227H123V226H122ZM126 227H127V226H126ZM132 227H133V226H132ZM168 227H169V226H168ZM171 227H172V230L174 231L173 226H171ZM174 227H175V226H174ZM213 227H212V230H213ZM219 227H220V226H219ZM230 227H232V226H230ZM55 228H56V229L58 228L59 230H56ZM62 228H63V229H62ZM79 228H80V229H79ZM106 228H108L110 231L113 229V228H110V227H108V226H106ZM137 228H138V227H137ZM137 228H135V229L137 230ZM178 228H179V227H178ZM193 228H190V229L193 230ZM201 228H202V227H201ZM204 228H206V227H204ZM209 228H210V227H209ZM227 228H228V230H229V226H228V227L226 226V228H225V232H227V231H226ZM246 228H247V227H246ZM54 229H55V230H54ZM60 229L62 230V232L60 231ZM69 229H67V230H69ZM133 229H134V228H133ZM135 229H134V230H135ZM151 229H155V228H151ZM169 229H170V228H169ZM176 229H177V227H176ZM197 229H198V228H197ZM202 229H203V228H202ZM207 229H208V227H207ZM215 229H216V228H215ZM238 229H239V230L241 229V230H242L241 232L243 233V228H238ZM244 229H245V227H244ZM6 230H7V231L9 230V231L7 232ZM125 230L127 231V229H125ZM130 230H131V229H130ZM156 230H157V229H156ZM165 230H166V229H165ZM170 230H171V229H170ZM199 230H200V229H199ZM204 230H205V229H204ZM257 230H258V231L260 230V231L257 233ZM262 230H263V231H262ZM10 231H11V232H10ZM15 231H14V232H15ZM21 231H19V235H20V236L25 235L24 233L22 234ZM27 231L25 230V233H28ZM54 231H60V232H58V233H59L58 236H60L61 239H59V237H58L57 241L63 239V240H65L66 243H65L63 240L60 241V242L58 241V243H57V242L55 243L54 240H56V239H54L53 236H54V237H55V236L57 237V235L55 234L56 232H54ZM90 231H91V233H94V231H93V232H92V230H90ZM101 231H99V232H101ZM114 231H116V230H114ZM114 231H112V232H114ZM118 231H119V229H118ZM118 231H116V233H117ZM121 231H122V230H121ZM126 231H125V234H126V233H130V232H126ZM146 231H147V230H146ZM153 231H154V230H153ZM162 231H164V230H162ZM176 231H177V230H176ZM181 231H182V230H181ZM210 231H211V230H210ZM215 231H216V230H215ZM232 231L235 232V230H232ZM9 232H10V233H9ZM49 232H50V233H49ZM122 232H124V231H122ZM139 232L143 233L142 230H140ZM144 232H145V230H144ZM147 232H148V231H147ZM150 232H151V231H150ZM168 232H169V231H168ZM168 232H167V233H168ZM186 232H187V231H186ZM186 232H185V233H186ZM189 232H190V231H189ZM196 232H197V231H196ZM203 232H204V231H203ZM205 232H206V231H205ZM208 232H209V231H208ZM208 232H207V233H208ZM222 232H224V230H223ZM241 232H239V233H240V234H239V237H240V235L242 236L243 234H245L244 238L247 237V235H246L247 233H243V234H241ZM17 233H18V232H17ZM52 233H53V235H52ZM60 233H61V234H60ZM88 233H89V231H88ZM148 233H149V232H148ZM148 233H147V235H145V237L148 236ZM155 233H156V232H155ZM155 233H153V236L155 235ZM167 233H165V234H167ZM171 233H172V232H171ZM191 233H192V232H191ZM193 233H194V232H193ZM193 233H192V234H193ZM199 233H200V232H199ZM199 233H198V234H199ZM212 233H213V232H212ZM31 234H32V235H31ZM46 234H47V236H46ZM54 234H55V235H54ZM64 234H65V233L62 234V237H64V236H63ZM94 234H95V233H94ZM94 234H93V235H94ZM101 234H102V233H101ZM135 234H136V233H135ZM149 234L151 235L152 233H149ZM159 234H161V233H158V235H159ZM202 234H203V233H202ZM233 234H234V233H233ZM235 234H238V233L235 232ZM235 234H234V238H235V236H236ZM72 235H73V234H72ZM93 235H91V236L94 237ZM95 235H96V234H95ZM122 235H123V234H122ZM126 235H127V234H126ZM172 235H173V234H172ZM195 235H196V234H195ZM195 235H191V237H192V236L194 237ZM258 235H259V237H258ZM263 235H264V234H263ZM12 236H13V237H12ZM27 236H28V235H27ZM29 236H28V237H29ZM44 236H46V237H44ZM73 236H74V235H73ZM89 236H90V233H89ZM109 236H110V235H107L108 238H109ZM123 236H124V235H123ZM161 236H163V234H162ZM164 236H165V235H164ZM186 236H187V235H186ZM202 236H203V235H202ZM206 236H208V235H206ZM237 236H238V235H237ZM95 237H96V236H95ZM95 237H94V238H95ZM113 237H114V236H113ZM130 237H131V236H130ZM174 237H175V236H174ZM187 237H188V236H187ZM191 237H188V240H189ZM197 237H198V235H197ZM200 237H201V236H200ZM200 237H199V238H200ZM203 237H205V235H204ZM203 237H202V239H205V238H203ZM208 237L210 238V236H208ZM212 237H214V236H211V238H212ZM217 237H219V235H217ZM217 237H216V238H217ZM220 237H221V236H220ZM239 237H237V239H238ZM242 237H243V236H242ZM242 237H240V239H241ZM255 237L257 238V240H256ZM2 238H3V239L5 238L6 240H5V239L3 240ZM7 238H9V239H8V243H6V242H7ZM14 238H15V237H14ZM23 238H24V237H23ZM23 238H22V239H23ZM43 238H44V239H43ZM45 238H47V239H45ZM51 238L54 239V240L52 241ZM103 238H104V237H103ZM117 238H119V237H118V236L115 237V239H117ZM120 238H121V237H120ZM122 238H123V237H122ZM132 238H134V235H133ZM150 238H151V237H150ZM160 238H161V237H159V239H160ZM172 238H173V237H172ZM180 238H181V236H180ZM206 238H207V237H206ZM254 238H255V239H254ZM260 238H261V239H260ZM16 239H17V236H16ZM39 239L42 240V241H40ZM134 239H135V238H134ZM141 239H142V237H141ZM157 239H158V238H157ZM186 239H187V238H186ZM195 239L197 240L196 237H195ZM200 239H201V238H200ZM235 239H236V238H235ZM237 239H236V240H237ZM245 239H246V238H245ZM245 239H241V240H239V241L241 242V245H240V246H242V244H244L243 246L245 247V251H244V249L241 247L242 250H243V251H241V252H240L239 250H237V249L239 248V246H238V248L236 249L237 245H239L238 242H236V240H234V241L236 242V245H234V246H236V247L234 248L235 250L232 249V247L229 246V245H231V243H230L229 245H228V243H226V242H227L226 239H225V240H222V241L219 240L220 242H222V243H220V242H219V243L221 244V246L224 247V249H223L222 251H224L223 253L226 254V256H225L223 253H221V251H215L217 248H219V247L221 248V246H220V244L218 243L217 240H215V243H214V244L212 243V242H214V241H212V242H211L212 245L210 244V241H209L208 243H205V245H203V246H205L206 249H207L206 244L210 245V246H211L210 248H212V246H213V248L215 247V249H213V250H214L215 252H219V253H220V254H216V255H218V256H216L214 252L212 253V254H214L213 256H214L215 258H217L216 261H217V260L219 261V260L222 258V257L219 258V256H220L221 254H223V255H221V256H223V258L230 257L232 260H235V258H238V257L244 256L242 252H246L247 249H248V245H249V243H247V242H249V240H250L251 238H248V237H247V239H246V240H247L246 243H247L248 245H247L246 243H243V241H246ZM10 240H11V242L13 243V245H12V243L10 242ZM33 240L36 241V242L39 241V242H38L39 244H37V243L34 242ZM44 240H46V242H45ZM48 240H49V241H48ZM74 240H75V239H74ZM97 240H101V236H100V239H99V236H98V239H97ZM155 240H156V239H155ZM182 240H183V239H182ZM184 240H185V238H184ZM190 240H191V239H190ZM193 240H194V239H193ZM196 240H195V241H196ZM5 241H6V242H5ZM21 241H22V242H21ZM32 241H33V243H32ZM51 241H52V242H51ZM75 241H76V240H75ZM87 241H88V240H87ZM109 241H110V239H109ZM109 241H108V243L110 244ZM136 241H137V239H136ZM138 241H139V239H138ZM141 241H142V240H141ZM153 241H154V240H153ZM225 241H226V242H225ZM234 241H233V243L235 244ZM2 242H1V243H2ZM68 242H69V243H68ZM101 242H102V241H101ZM103 242H104V240H103ZM111 242H113V241H111ZM144 242H146V241H144ZM203 242H204V241H203ZM205 242H206V241H205ZM223 242H224V245H223ZM87 243H89V241H88ZM87 243H86V242H83L82 244H87ZM90 243H92V242H90ZM90 243H89V244H90ZM95 243H96V242H95ZM105 243H106V242H105ZM108 243H106V244H108ZM146 243H147V247H149V248L146 247L147 249H150V248L155 249V248H156V247H154V246H153V247H150V245H151L152 242L150 243L149 246H148V242H146ZM182 243H183V242H182ZM184 243H185V242H184ZM233 243H232V244H233ZM258 243H257V244H258ZM33 244H34L35 247H31V246H30V245H33ZM70 244H71L72 246H71ZM89 244H87V245H89ZM113 244H114V243H111V245H113ZM134 244H135V243H134ZM198 244H199V243H198ZM203 244H204V243H203ZM225 244H226V247H227L228 249L225 247ZM262 244L264 245V242H262ZM262 244H259V248L262 247L261 250H259V249L257 248V251H258V250H259V251H262L261 253L258 251L260 255H258V252H256V251L254 250V248L252 247V245H250V248H249V249L252 248V249H251V253H252V254L254 253L253 255H256V253H257L258 256H261L260 258H258V256H257L256 258L254 257V259H256L255 262H257V260H258L261 264H264V263H263V262H264V253H263V252H264V246H263ZM73 245H74L76 248H77V245H78V246H79L78 249H76ZM92 245H93V244H92ZM96 245H97V244H96ZM117 245H118V243H117ZM131 245H132V244H131ZM136 245L138 246L139 244H135V245H133V246L135 247ZM183 245H185V244H183ZM183 245H181V246H183ZM192 245H193V244H192ZM194 245H196V244H194ZM218 245H219V246H218ZM227 245H228V246H227ZM245 245H247V246H245ZM261 245H262V246H261ZM89 246H91V245H89ZM93 246H94V245H93ZM100 246H101V245H100ZM125 246L127 247V245H125ZM137 246H136V247H137ZM145 246H146V245H145ZM196 246H197V245H196ZM216 246H218V247H216ZM231 246H232V245H231ZM110 247L112 248V246H110ZM134 247H133V249H134ZM139 247H140V246H139ZM187 247H188V246H187ZM189 247H190V246H189ZM189 247H188V248H189ZM200 247H201V246H200ZM200 247H199V245H198V247H196V248H200ZM32 248H34V249H32ZM82 248H83V246H82ZM87 248H88V247H87ZM140 248L142 249V246H141ZM205 248L203 247L202 249H205ZM208 248H209V247H208ZM225 248H226V249H225ZM103 249H104V248L102 247L101 250H103ZM117 249H119V248H117ZM117 249H116V250H117ZM133 249H132V250H133ZM206 249H205V251H206ZM113 250H114V248H113ZM119 250L123 251V250H125V249H122V248H121V249H119ZM126 250H127V248H126ZM126 250H125V253H124V252H121V253H124V255H125V256L123 257L122 260H123L126 264H152V260H153V258H154V260L156 261V259H157V258L159 259L160 256L163 257V259H162V258H161V259L164 260V261L161 262V259H159V260H160V263H159V261H158V262L156 261V263H159V264H201L200 262H198V259H199V258H198L197 261H196L195 257L192 256V255H191V257L188 256L189 259L187 258V260H184L183 255H182V256H179V255H180L179 253H181V254L183 253V252L180 251L181 249L179 250L180 252H178V250H177V254H179V255H176V256H179V257H182V258H179V257H176V256H175V257H172V256H174V254H173L172 256H170V255H168V254L166 255V254L160 253V252H158V251H156V250H155V253H157V256L155 255L154 252H152V254H154V256H152V257H151L152 254H151V255H150V253L147 254V251H146V252H138V251H141L140 249L138 250V249L135 248L134 251L136 250V252H133L131 249H130L131 251H130V250H129V251H126ZM137 250H138V251H137ZM142 250L144 251V249H142ZM160 250H162V249L160 248ZM183 250H184V249H183ZM191 250H194V249H191ZM191 250H189V251H190L189 255L192 253ZM196 250H199V249H196ZM225 250H227V251L225 252ZM240 250H241V249H240ZM81 251H82V250H81ZM109 251H110V250H109ZM111 251H112V249H111ZM114 251H115V250H114ZM114 251H113V252H114ZM166 251H167V250H166ZM187 251H188V250H187ZM199 251H201V249H200ZM203 251H204V250H203ZM203 251H202V253H203ZM253 251H255V252H253ZM116 252H117V251H116ZM119 252H120V251H119ZM161 252H163V251H161ZM167 252H168V251H167ZM193 252H194V251H193ZM228 252H231L232 255H231V253L228 254ZM237 252H239V253H237ZM82 253H83V252H81V254H82ZM111 253H112V252H111ZM158 253H159V254H158ZM172 253H173V252H172ZM186 253L188 254V252H186ZM197 253L201 255V252H197ZM197 253H196V254H197ZM233 253L236 254V255H235V258H234V257H233V258L231 257V256H234ZM240 253H242V255H241ZM83 254H84V253H83ZM114 254H115V253H114ZM118 254H119V253H118ZM170 254H171V253H170ZM183 254H184V253H183ZM193 254H194V253H193ZM196 254H195V255H196ZM209 254H210V253H209ZM209 254H207V255L209 256ZM239 254H240V255H239ZM119 255H120V254H119ZM122 255H123V254H122ZM159 255H160V256H159ZM237 255H238V256H237ZM204 256H205V254H204ZM208 256H207V257H208ZM224 256H225V257H224ZM236 256H237V257H236ZM248 256H249V255H248ZM248 256H247V257H248ZM262 256H263V259H262ZM97 257H98V258H97ZM193 257H194V258H193ZM198 257H199V256H198ZM207 257H206V258H207ZM210 257H212V256H210ZM245 257H246V256H245ZM245 257H244V259H245ZM86 258H87V259H86ZM94 258H95V259H94ZM110 258H111V257H110ZM121 258H122V257H121ZM151 258H152V259H151ZM190 258H191V259H190ZM215 258H214V259H215ZM223 258H222V259H223ZM230 258H229V259H230ZM241 258H242V257H241ZM119 259H120V258H119ZM185 259H186V258H185ZM194 259H195V260H194ZM204 259H205V257H204ZM204 259H203V260H204ZM207 259L210 260V258H207ZM212 259H213V257H212ZM227 259H228V258H227ZM231 259H230V260H231ZM250 259H251V258H250ZM250 259L248 258V259H247V262L252 261V260H250ZM120 260H121V259H120ZM154 260H153V264H156V263H154V262H155ZM189 260H191V263L189 262ZM242 260H243V259H242ZM242 260H241V261H242ZM248 260H249V261H248ZM187 261H188L189 263H188ZM199 261H201V260H199ZM204 261H205V260H204ZM204 261H203V262H204ZM216 261L214 260V263H215ZM261 261H262V262H261ZM112 262H113V260H112ZM112 262L110 261L111 264H113ZM203 262H202V263H203ZM206 262L209 263V261H206ZM211 262H213V260H212ZM229 262H230L231 264H234V263L231 262V261H229ZM229 262H227L225 259H223L222 264H224V263L226 264V263H229ZM247 262L245 261V263H244V262L242 261L243 264H246ZM230 263H229V264H230ZM252 263H254V262H252ZM260 263H256V264H260ZM204 264H205V263H204ZM206 264H207V263H206ZM209 264H210V263H209ZM247 264H248V263H247Z\"/></svg>","mask_w":264,"mask_h":264}]
</instances>
